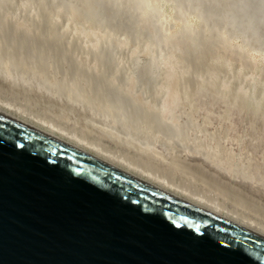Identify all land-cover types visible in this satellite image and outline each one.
Instances as JSON below:
<instances>
[{"label":"rangeland","instance_id":"rangeland-1","mask_svg":"<svg viewBox=\"0 0 264 264\" xmlns=\"http://www.w3.org/2000/svg\"><path fill=\"white\" fill-rule=\"evenodd\" d=\"M3 1H7V2H5V3H8V4H6L7 9H5L6 6H5V3ZM33 1L35 2V0H31V1L30 0H24V1L22 0V2H21V0H17L18 3L16 2L17 5H15V6H18V5L19 6L18 7H13L14 4H15V0H2V1L0 0V3H1L0 4V9H1V11L4 12L5 10L7 11L9 9L7 12L5 11L6 13H4V14L0 11V13H1L0 14L1 15V17H0V23H2V25H0V60L9 59L13 63V65H18V67L21 68V69H24V70L33 69V70H35L38 74L46 77L49 80V82L52 84L53 87H52V89L48 87L47 90H46V88H41L37 84L34 83L32 85H33V87L35 86V88L31 87L32 88L31 89V88H29L30 86H32L31 84H29L28 87H27V85L25 87L24 86L25 84H23V86L21 87V85L19 83L16 84V81L15 82L14 81L11 82V81H9L7 79H4L3 77H0V99L9 100V101L13 102L14 104L19 105L20 107H23L26 110H28V111H30V112H32L34 114H37V115H39L41 117H44V118L49 119V120H52L53 122H55V123H57V124H59L61 126H64V127L68 128L70 130H73V131H75V132H77L79 134L86 135L85 137L88 138V140L95 141V142H99L102 145L108 147L109 149H112L116 153H119V154H121V155H123V156H125V157H127L129 159H134L135 161L137 160L136 162L139 163V164L146 165L145 163H147V160H148V164L150 165L149 167H151L152 170L154 169L155 173L161 174L162 176H165L166 178H171L173 181H175L177 183H180L181 185H183V186H185L187 188L188 187L191 188V189L193 188L192 190H195V192H198V191H199V193L202 192L206 196H208L210 198H215L216 200H219L220 202H223L226 206H228L230 208H235V209L239 210L240 212H243L246 216L251 217V218H255V219L259 220L260 222L264 223V186H261L260 184H256V183H254V184L249 183L248 181L243 180V179H240L238 177H235V178L234 177H231L230 175L225 174L224 171L221 170L218 166L210 163L208 161V159H203L198 154H194V153L187 152V151L184 152L183 149H182V147H181V141L182 140H183L182 143L185 142V141H187V143H189L190 140H193V139L194 140H199L200 139L202 141L209 142L210 144H214L216 142L219 143V144H222L225 141L224 143L228 147H230L234 151H238V149H239L238 142H236L234 140H229L228 138L225 139L226 138L225 137L226 136V130H227L226 127H227V123L229 122V119L228 120L226 119L227 116H230V119L235 118L236 116L239 117V119L238 120H235V122L238 123V127L240 129H243L244 130V132H245L244 133L245 134V139H247V141H250V142L252 141L251 137L253 136L254 131H259V130H261L264 127V120H263L264 119V115H263V113H264V111H263L264 110L263 109L264 106L262 105V101H261V100H264V85H263L264 84V81L260 82V77H261V74L260 73L263 74L262 77L264 76V71L262 72V70H264V67H263L264 66L263 65L264 64V53H263L264 51L261 49V48L264 49V40H263L264 37H263V34H262V33H264V30H263V26L262 25H257V27L255 26L254 27V30L251 27H248L247 28L246 26L243 25V23L245 24V20H243L244 22L241 20L240 14L237 11V9H239L238 3H239L240 0L239 1L238 0H232L233 1L231 3L232 6H231L230 3H228V0H219V1L218 0H198V2L200 4L197 2V0L196 1H194V0L186 1L185 0L186 1V2H184L185 4L187 2L189 3V4L188 3L186 4L187 5L186 8H185V4L183 2L181 3L182 0H177V1L176 0L175 1H173V0H167V1L166 0H159L160 1L159 4H158V0H129V1L128 0H107V1L106 0H102V1H100V0H97V1L96 0H92V1H94V3H96V5L93 4V3H91L92 1H90V0H88V1H86V0H80V2H79V0H77V1L76 0L75 1L74 0H70L71 1L70 3L68 2L69 0H54L53 1V4L54 5L52 4V0L51 1L49 0L50 2L48 0H46V3H44L45 0H43V1L42 0L41 1L37 0L35 3ZM57 1H60L61 2L60 4H62V5L65 4V2L69 3V5H67V4L66 5H63V6H65L63 8V6L61 7V5L59 3L57 4ZM83 1L86 2V3L83 4ZM122 1H126V2L124 3ZM178 1L180 3H177ZM203 1L206 3L205 5H203L204 4V3H202ZM241 1H244V0H241ZM23 2L25 3L24 5H23ZM31 2H33V3H31ZM37 2H40V4H41V2L44 3L45 4L44 8L45 7L51 8L52 11H50V14L49 13H43V11L44 12H48L46 10L47 8H45V10H42L43 6H41V5H44V4H41L40 5ZM55 2H56V6L58 5L57 8L55 7ZM75 2H77V3L75 4ZM87 2H89V3H87ZM97 2H98V4H97ZM105 2H106L105 8L107 7V9L104 10V9L101 8L102 7L101 3L104 4ZM117 2L118 3L120 2V4H117ZM155 2L158 5H160V6H157V4ZM191 2L193 4L195 3L196 5L198 4V6H200L202 4V6H204V8H206L205 6L210 5L208 3H211L210 6H212V7L209 6L210 8L209 7L206 8L207 9L206 10L207 12L205 11V9H203V11L206 12V15H205L204 12H201L200 11V8L199 7H198L199 9L196 6H195V8L193 7V10L196 11V8H197V11L196 12L200 11V13L203 14L202 15L199 12H198L199 13L198 14V13H196L195 11H193L191 9L192 7H190V6L193 5ZM235 2H237V3H235ZM11 3H13V5L10 6L12 9L9 7V5ZM71 3L74 4V5L72 6ZM129 3H131V4H129ZM172 3H173V5H172ZM223 3L224 4H226V3L228 4L227 9H226V7H222L224 5ZM33 4L34 5L36 4L35 7H33L34 6ZM47 4L49 6H47ZM161 4L163 6H161ZM165 4H167V5H165ZM175 4H177V5L175 6ZM214 4H215L216 7L214 6ZM79 5H80L81 10L80 9H75L74 10V8L76 6L79 8ZM91 5L92 6L94 5V7L101 6L100 7L101 10L98 7H96V11H95V8H93ZM118 5L121 6V7H123V8L119 7ZM168 5H170L171 7L168 6ZM235 5L237 7H235ZM39 6H41V7H39ZM52 6H53V8H52ZM81 6L84 7V8H82ZM89 6H91V7H89ZM141 6L142 7H145V8H142ZM182 6H184L183 9H179V8H182ZM188 6H189V8H188ZM213 6L215 7V9L213 8ZM217 6L220 7L221 9L224 8L225 11H228L226 13H229L230 16H227V14L224 11H222L224 9H222L221 11L224 12V14H226V15H223L222 16L221 14H223V13L219 11L220 8H218ZM19 7L20 8L21 7L23 8V10L21 12L22 14L20 13V8ZM54 7H55V10H53ZM68 7H69V9H68ZM86 7L91 8V10L89 8L88 9H89V11L92 12V14H94L93 16H91L92 15L91 13H90L91 15L88 14L89 11H88V9H85ZM108 7H110V9H108ZM2 8H3L4 11L2 10ZM13 8H14V11L15 10L19 11L18 13L21 15V18H20L19 15H18L19 17L17 16V14H18L17 11H16V13H14ZM16 8H18V9H16ZM35 8H39V9H36L34 11ZM49 8H48V10H49ZM66 8H67V10H63V9H66ZM112 8L115 9L117 13H118V11L120 12V10H121L120 14L118 13V14L115 15V13H113V12H115V10L112 12ZM135 8H136V11L134 10ZM138 8H140V9H138ZM176 8H177V12H176ZM202 8H201V10H202ZM216 8H218L219 10L217 9L218 10L217 11ZM30 9H31V11H30ZM40 9L42 10V14H44V16H43V17H45L44 19H43V17H41L42 14L38 15L39 13H41V10ZM57 9H58L59 12L57 11ZM70 9H73V11H71ZM83 9L85 11L86 10L87 11L85 12V11H83ZM143 9H145V11ZM147 9L149 10V12H148ZM184 9H186V10L188 9L187 11H190L191 10L189 12L190 14H191L192 11H193L192 12L193 14L195 12V15L191 14V16H192L191 17L190 14H189V16H187L188 13L187 12H184V11H186ZM213 9L217 11L218 15H219V12L221 13L220 14V18H218L219 16L215 13L216 11H214ZM232 9H233V11L234 10H236V11H234V12L232 11L233 12L232 13L231 12ZM27 10L30 13H28V12L26 13ZM39 10H40V12H38ZM69 10H70V13H72V16L69 15L70 14L69 13ZM99 10L100 11H102V10L103 11H107L110 14L107 13L105 15L104 12H102V13L99 14L98 13V12H100ZM123 10L124 11L129 10L130 12L129 11L128 12L129 13H133V15L132 14H129V13H127V14L126 13L121 14ZM209 10H210V12H209ZM211 10H213V11H211ZM65 11L68 12L67 13L68 14L67 16L65 14ZM178 11H180V12H178ZM55 12H58L59 15H60V17L63 16L62 17L63 20ZM60 12H61L62 15L60 14ZM141 12H145V13L148 12V13L146 15V14H143V13L141 14ZM169 12L170 13H173V15L170 14ZM175 12L176 13H179L180 15H178V14L175 15L176 14ZM211 12H212V14L215 13V15H217L218 17H216V16H214V17H216L218 19L213 18V15L212 14L209 15V13H211ZM10 13H12L13 15H15V14L16 15L15 16H11L12 14L10 15ZM75 13H76V17H78V18L75 17ZM96 13H98L99 15L96 14ZM160 13H162V14H160ZM185 13H187V14H185ZM207 13L209 15L208 18H207V16H208ZM2 14H3L4 17L2 16ZM26 14H27V17H26L27 20L24 18ZM34 14H35V16L33 17ZM86 14H88V16ZM135 14H138L139 16L138 15H135ZM159 14L162 15V16H160ZM184 14L186 16H184ZM52 15L53 16L56 15L57 17L54 16V18H53V17H51ZM79 15H81L82 18ZM84 15H85V17H84ZM103 15H105V17ZM109 15H111V16H109ZM151 15H153V16H151ZM237 15L239 16V18H238ZM64 16L67 17V18L69 17L67 21H66V18H64ZM123 16H125V17H123ZM154 16H156V17L154 18ZM174 16H176V17L178 16L177 17L178 19L176 17H174ZM180 16H181V18H183V16H184V19H183V24L184 25L182 24V19L179 21V17ZM28 17H30V18H28ZM49 17H51L53 19V21L52 20H49L50 19ZM86 17L88 18V22L87 23H84V25H87L89 28H91V25H94V29L95 30L96 29H98V30L100 29V31H102L103 29H101V24H103V21L104 20L108 19V20L104 21V22H107V23H104V24H106V26H108L109 29L113 28L112 29L113 30L112 31L113 33L111 32V34L115 35L117 33H120L122 35V32H123L124 34L122 36L124 38L127 39V37H129V36L132 38V40H129L131 43L132 42L135 43L137 40H140L141 41V38L140 37L142 36L143 39L145 38V40H143L144 42L146 41L145 45L149 43V45L152 44V45L156 46V48H157L158 47V44H159L160 46L157 48V51H158V49H159V51L157 53H159V52L160 53L159 54L156 53L157 55L154 54L155 53L154 51L152 53V50H154L155 47L148 45L149 46L148 47L149 49H148V48H146V47L143 46L144 45V42L143 41H141L142 42L141 44L139 43L140 41L139 42L137 41V43H139L141 46L140 45H137V44H136L137 46H135V44L133 45V43L131 44L129 42L131 44V46H133V47L130 46L131 47L130 48L129 45L128 46L125 45V42H128V39L130 37L127 39V41L124 42V44H122L123 43V40H125V39H122L121 40L120 38H122V37L120 36V34L115 35V37H116L115 39H119L118 41H120V42L122 41V43H120V42L118 43L113 38L114 36L110 34V32H109L110 30L108 31V27L104 26V24L102 25L103 28H104L103 32L106 30L109 33H107L105 31L106 34L104 33V35H102L103 32H100V31H97L96 30L94 32V35H93L92 34V31L93 30H91V29H93V27L90 29V32H89V28H87L86 26H84V28L86 27L87 29L86 28L83 29V22H86L87 21L86 20ZM126 17H128V19ZM147 17L148 18L150 17L151 18L150 21L151 20H153V21L150 22L147 19ZM188 17H190V18H188ZM200 17L203 18V19H200ZM23 18L26 20V22L24 21ZM34 18L36 19V23H35V19ZM74 18H76V20ZM83 18H85L86 21H84ZM98 18L99 19L100 18H103L104 20L103 19H100V21L102 20L100 22L98 20ZM109 18L111 20H112V18H114V19L112 21H109L110 20ZM116 18H119L117 20L118 21L120 20L119 21L120 23H121V21L127 19V21L125 20L122 23V24H124V27H123L122 24H121L122 26L121 25H119L120 27L118 26V24H120V23L116 20ZM144 18L147 19L148 21L147 20L145 21ZM158 18H159L160 21H163V22H161L162 24L159 21H154V20H158ZM174 18H176V19H174ZM198 18H199V20H198ZM229 18H231V19L235 18V19L230 20ZM17 19H19V20H17ZM64 19H65V21H64ZM69 19H72V21L75 20V21H73V25L71 23L72 21L69 20ZM80 19H83V20L80 21ZM89 19L90 20L92 19L91 20L92 22L90 21L92 24H90ZM171 19H174L176 22H178V24H180V22H181L180 25H183L184 27L187 24V27L189 29L192 26V28L190 29V30H192V32H188L190 30L184 29L183 26H180V25L176 24L174 21H173L174 22V26H173L172 25L173 22L170 23L171 22L170 21ZM219 19L221 21V23L219 24L220 26H218V23H217V22H220ZM237 19H239L240 22H242V25L243 26L239 23V20L237 22ZM2 20H3V22H2ZM32 20H33V22L35 24H37V23H39V24H37V26H36L33 22H31ZM93 20H96V21L98 20L100 24L98 22L93 21ZM114 20H116L118 24H116V22ZM165 20L167 21L166 23H165ZM184 20H187L190 23H187V21L184 22ZM196 20H198L200 22L198 23V21H196ZM226 20L228 22H226ZM78 21L80 22L79 25L82 26V27L78 26ZM108 21H109V23H108ZM191 21L192 22L194 21L195 23H192ZM222 21L223 22L225 21L227 23V25L225 24V22L222 24ZM233 21H235V22H233ZM43 22L45 24H47V25L49 24L50 26L49 25L46 26ZM51 22H54V24L51 25L52 24ZM75 22L77 23V25H76ZM137 22H138V25H137ZM201 22H202V24H200ZM63 23H64L65 26L63 25ZM69 23H70V25H69ZM110 23H113L112 24L113 27L111 26ZM126 23H129L128 24V25H130L129 28H131L132 30L131 29L130 30L128 29V25ZM130 23L132 24V26H131ZM168 23H170L171 26L170 25H167ZM205 23L208 24V25L206 26ZM233 23H235V24H233ZM4 24H6V27H4ZM12 24H14V25H12ZM95 24H97V27L96 28H95ZM139 24L141 26H142V24L143 25L144 24H147V26L149 28H151V30H152V31L150 30L151 33H146L147 31H149V28L148 29L146 28L147 31L146 30H143V29H145L146 25L145 26H142V27H144V28H142ZM194 24H197V25L193 26ZM198 24L201 25V26L199 27ZM204 24H205V26L203 28V25ZM212 24H214V26H212L213 28H211V25ZM42 25H45L43 28H47V31H48V27L50 28L52 26L51 27L52 28V32H51V28L49 29L50 31H48V32L42 31ZM55 25H56V27L54 28L55 29L54 30L53 29V26H55ZM58 25H60V26H58ZM114 25L115 26H118V28H120V30L117 27H116L117 29H115L114 28ZM216 25H217V28L219 27V29L218 30L216 29V32H215V35L216 36H215L213 34V32L215 31L214 29L216 28ZM223 25H225V31H226L225 33L223 32L224 31V26ZM229 25H230V27H232L231 29L228 27ZM11 26L12 27L15 26L14 27L15 29H13ZM57 26H58V28H57ZM73 26L75 27V29H72ZM196 26H198V27H196ZM238 26H239V29H238ZM59 27L60 28L63 27V28L62 29H59ZM79 27L82 28V29H80ZM134 27H136L137 29L134 28ZM138 27L140 29H138ZM195 27L196 28H201L202 27V29H200L202 31H200L199 29H196ZM205 27L207 28L206 30L208 31V33L211 32L209 30H211V29L214 30L213 32H211L212 33V36L210 34H208L206 30H205V32L203 31L205 29ZM226 27H228V28H226ZM154 28H156V29L154 30ZM157 28H160L159 29L160 33H159V31H157ZM163 28L165 30L167 28V30H169V31L166 30V32H164L165 30ZM177 28L179 29V31L176 30ZM193 28H194V30H193ZM255 28H258V29H255ZM11 29H13V30H11ZM57 29H59V33L58 34L56 32V31H58ZM226 29L227 30L229 29V30L227 31ZM79 30H81V31H79ZM83 30H84V32H82ZM115 30H116V32H115ZM153 30L156 33L158 32L157 35H158V37L160 36L159 37L160 40H158V37L157 38L154 37V36H157V35H154L153 34L154 33ZM170 30H171V32H170ZM172 30L175 33V35L173 34ZM180 30L182 32L181 35H184V31H186L188 38L189 37L190 38L189 39L188 38H186V39L183 38V37H187L186 36V33H185V36H183V37L180 35L181 36V37L179 36L180 39H178L176 37L179 40V41L177 40L179 42L177 44H181V45L177 46V48H176V45H177L176 42L177 41H175L176 38L175 37H172L171 33L173 34V36H177L176 34L181 33ZM230 30H232L235 33H233ZM34 31H35V33H34ZM40 31L43 32L44 34L41 33ZM70 31H73V32H70ZM161 31H162V33H161ZM194 31H196V32H194ZM198 31H200V32L198 33ZM218 31H219L220 35H219ZM237 31L240 32L241 35H239V33ZM253 31H255V32H253ZM97 32H99V34ZM135 32H136V34H135ZM250 32L255 33V34L252 35ZM16 33L18 34V36H17ZM69 33H71V34L69 36H67ZM87 33H89L88 36L90 34L91 35L88 37V36H86ZM166 33H168V35ZM221 33L223 34V36H222ZM245 33H246V35H245ZM46 34L48 36H46ZM139 34H141L140 37H139ZM149 34L154 35V36H151ZM162 34H164V35H162ZM192 34L194 36L198 37V38L194 37ZM233 34H235V35H233ZM30 35L32 37H34V39L33 38H30L31 37ZM92 35H93V37H91ZM100 35H102V36H100ZM124 35H127V36L125 37ZM144 35H147V36H144ZM165 35H167V36L165 37ZM170 35H171V37H169ZM225 35H226V37H225ZM232 35H233V37H232ZM237 35L239 36V38H237ZM21 36H22V38H21ZM98 36H100L103 39L104 38H107L108 40H112L114 42L116 41L117 44H119V45L117 46L116 42L115 43L114 42H112V43L111 42H108L107 39H106V42H104L105 39L103 40V42L105 43L104 44L101 41L102 39L100 37H98ZM111 36H112V38H110ZM118 36H120V37H118ZM149 36H151V37H149ZM230 36L233 39H228ZM254 36H255L254 41L256 40L257 43H254V41L251 40V39H253ZM25 37L27 38V40L25 39ZM65 37H67V38H65ZM152 37H153V40H152ZM191 37H194L193 40H191L192 39ZM223 37L226 38V39H224ZM240 37H242V38H240ZM35 38L38 41H35ZM89 38H91V39H89ZM94 38L97 41H95ZM154 38L157 39V42L160 41V42H158L157 45H156V41H155L156 39H154ZM195 38L197 39V41H196L197 44H195L196 43L195 42ZM257 38H260V39H257ZM43 39H45V40H43ZM148 39H150L152 41H155V42H153V43H151L152 41L147 42ZM162 39H163L164 42L161 41ZM222 39H223L224 42L226 41L227 43L226 42L224 43L223 41H221V43H220L219 40H222ZM227 39L230 40V41H228ZM65 40L67 41V44L65 43L66 42ZM76 40H77V42H76L77 46L74 43ZM200 40H201V42H200ZM231 40H233V41H231ZM250 40H251L252 43L249 42ZM259 40H261L263 42H261V41L258 42ZM27 41H29V42H27ZM42 41H43V43H42ZM184 41L187 42V43H188V41L189 42L192 41L191 43H188V45H186L187 43L185 44V47L188 48L189 50L188 49H185V47L183 45L184 44ZM193 41L195 42L194 43L195 45H199V47L197 46L198 50H196V51H195V47L196 46L193 44ZM32 42H34V43H32ZM36 42L37 43L38 42L39 43L41 42L42 44L41 43H40L41 45L40 44H36ZM107 42H108V45H107ZM170 42L173 43V44L175 42L176 45H172V44H170ZM217 42H218V45H217ZM228 42H229V45H228ZM48 43H49V45H48ZM129 43H126V44H129ZM202 43L205 44V47H204V45H203V47L201 46ZM219 43L220 44H223L224 46L223 45H219ZM233 43H235V44H233ZM236 43H238V44L236 45ZM249 43H251V44L254 43V44L253 45H250V46H252V47H250L249 46ZM52 44H53L52 47L55 46L54 48L58 49L59 51L56 50V49H53L51 47ZM109 44H111V45L113 44V45L112 46H109ZM114 44L116 45V47L113 48V49H116L117 52H115L116 50L114 51L113 49L111 51V48L113 46H115ZM121 44L123 45L122 49L120 48L121 47ZM165 44H167L168 46H169V44H170V46L172 45L171 46L172 49L175 47L174 50H175L176 53H174V50L172 51V50L169 49L170 46L167 48V45L165 46ZM189 44L193 48H190L189 47ZM225 44L228 45L229 48L226 46L227 47V49H226ZM259 44H261V45L263 44V45L262 46H259ZM42 45H44V46H42ZM62 45L63 46H66V47L61 48ZM124 45H125L126 49H128V47H129L128 51L124 48ZM230 45H232V46L236 45V46L232 47ZM45 46L48 47V48H46V50L44 51L45 48L43 49V47H45ZM74 46L77 49L74 48ZM107 46H109V48ZM139 46L140 47H143V48H140ZM237 46L238 47L241 46L240 47L241 50ZM246 46H248V47H246ZM253 46H255V47H253ZM37 47L38 48L40 47V48L38 49ZM49 47L52 48V49H50ZM151 47H153V48H151ZM179 47H180V50L182 51V53L179 50H178L179 52L177 51V49ZM243 47H244V49L247 48L246 49L247 51H245L244 49H242ZM80 48H81V50H80ZM106 48H108L107 49L108 51L106 50ZM135 48H138V49H135ZM145 48L148 49V50H145ZM161 48L162 49L164 48V50H165V48H166V50L169 49V50H167V53L168 54H166V51H165V54H164V51L163 50L160 51ZM206 48H208L209 50L206 49ZM257 48H260V49H257ZM88 49H89V53H86V52H88ZM100 49H102V51ZM109 49H110L111 52H109ZM118 49H119V52H118ZM143 49L145 51H143ZM183 49H184V51L187 50L186 53H188V56L189 57L186 56L187 54L185 52H184V54H185V56H184ZM211 49H213V50H211ZM251 49H253V50L255 49V50L253 51ZM256 49L258 50V52L260 50V53H258V52L255 53ZM39 50H40V52H39ZM72 50H75V51H72ZM125 50H126L127 56H126V54H123L124 53L123 51H125ZM193 50L198 55H200L201 50H202V52H204V54H206V55L202 54V55H200V56L197 57V55H196L195 52L193 54ZM207 50L209 51V53H208ZM56 51H58V52H56ZM78 51H80L79 54H77ZM168 51H170L171 53L169 54ZM248 51L249 52L251 51V52L249 53ZM261 51H263V52H261ZM60 52H62L63 54L60 53ZM100 52H101V55H99ZM107 52H109L108 53L109 56H105V54H107ZM112 52H113V55L111 54ZM121 52L123 54L122 56H121ZM161 52L163 54H161ZM210 52H212V54ZM115 53H117V56H115ZM134 53H137V54L135 55ZM178 53L181 54V55H179ZM221 53H222V55L224 54V56H220ZM252 53H254V54H252ZM110 54L112 55V57H110L111 56ZM238 54H240V55H238ZM241 54H243V55H241ZM262 54H263V56H262ZM43 55L45 57H43ZM58 55L59 56L61 55L60 58L58 57ZM133 55H135V56H133ZM137 55L140 56V57H138ZM162 55H164V56L167 57L166 60H165L164 56H162ZM174 55H179V56H174ZM207 55L209 56L210 59L208 58ZM251 55L253 56V58H254V55H256L255 56V59L257 58L256 60H258V61L254 60V59L252 60L251 59L252 57H249ZM149 56H152V57H149ZM201 56H202V58H201V61H200V58L199 57H201ZM225 56L227 58H224ZM240 56L243 57L244 59H242ZM245 56L248 57V58L245 59ZM66 57H68L67 59H69V60H67ZM122 57H124V58H122ZM128 57H129V59H128ZM131 57H132V59H131ZM136 57L139 58L138 61H140V62H137L139 64V67L137 66L138 68L133 67L131 65L134 62L135 65L134 64L133 65L136 66V64H137V63H135ZM142 57L146 58L147 61L145 59H143ZM176 57H177V59L178 58H182L183 60L180 59V61L182 60L181 62L183 64L179 60H176ZM187 57L189 58L188 61H186L187 60ZM190 57H192V58H190ZM230 57H232V58L235 57V59L233 58L231 60ZM260 57H261V60H260ZM107 58L110 59L109 62L107 61L108 60ZM112 58H113V60H112ZM148 58H150V59H148ZM154 58H157V59H155V61H153ZM161 58H162V61L163 62L161 61ZM184 58H185V60H184ZM262 58H263V60H262ZM90 59H91V61H90ZM196 59L200 63L197 62ZM227 59H228V61H226ZM53 60H54V63H53ZM61 60H62V62H61ZM105 60H106V62H105V64H103ZM168 60H170V61H168ZM174 60H176V61L174 62ZM219 60L220 61L221 60H224L222 62L223 64H221V62H219ZM237 60L238 61H241L242 63L238 62L239 64H237V62H236ZM67 61H69V62H67ZM77 61H79V62H77ZM110 61H112L113 63L115 62L114 64L115 65L117 64V65L115 66L114 64H111V66H110ZM117 61H119L120 63L117 62ZM136 61H137V59H136ZM150 61H151V63H150ZM159 61H160V64H158ZM184 61L186 63H184ZM210 61H212V62L215 61L213 63V65L216 63L215 66H213V67H215V69L214 68L211 69L212 68V64H211L212 62H210ZM234 61L236 62V64L234 63ZM73 62H74V64H73ZM99 62H101V63H99ZM147 62H149L151 65L149 63H147ZM168 62H169V64H168ZM172 62H174L178 66L179 65H182L183 66L184 64H187V66L185 65L186 68L184 66H183V68L181 66H180L181 68L178 67V66L175 67V64L173 63V67H172ZM203 62H204V65H203ZM225 62H226V64H225ZM230 62H232L233 65H230ZM246 62L249 63L248 64L249 67L247 66V64H245ZM107 63H108V65H107ZM142 63L145 66L147 64H149L150 66H152V68H150V69L148 68L147 69L148 71H147V70H145L146 67L143 66ZM163 63H165V64H163ZM218 63H220V64L218 65ZM243 63H244V65H243ZM251 63L252 64L255 63L254 65L256 67L258 66L260 69L258 67L257 68L256 67H250V66H253ZM99 64H102V65H99ZM154 64L155 65L158 64V65L157 66H153ZM190 64H191L192 67H188V66H190ZM207 64L208 65L210 64L209 65L210 67H208ZM112 65H114L115 68H113L114 66H112ZM141 65L143 67H145V68H142ZM164 65H165V67H164ZM221 65H224L223 70L221 69L222 68ZM99 66H101V68H99ZM109 66L112 67V68H110ZM124 66H126V67H124ZM131 66L133 68H135L133 70L131 68L132 71L130 70V68H128V67H131ZM161 66H163V67L161 68ZM168 66H170V67H168ZM233 66L235 68H233ZM241 66H243V67H241ZM123 67H124V70L122 69ZM154 67H155V69H154ZM217 67L219 69H221V70H219ZM59 68H62V69H59ZM107 68L108 69L109 68L112 69V72L110 73L109 71H111V70L110 69L108 70ZM126 68H128V69H126ZM140 68H142L143 70L140 69ZM173 68L177 72L176 71L175 72L170 71V70H173ZM206 68L209 69V70L206 71ZM237 68L238 69L241 68L242 70L241 69L238 70ZM249 68H251V69H249ZM253 68H254V71L255 72L252 70ZM104 69H105V71L108 70L107 72H109L110 74L107 73V72H103ZM190 69H193V70H190ZM194 69L197 72H195ZM198 69L199 70L200 69L201 70L203 69V70L201 71V73H198L199 72ZM225 69H227L226 70L227 72L229 71L228 73L226 72L227 74L224 72ZM236 69L238 70L237 71L238 73L237 72H232L231 73V71H236ZM17 70H18V68H17ZM116 70H117V72H115ZM135 70H137V71H135ZM141 70H142V73L141 74L140 73L136 74V72H141ZM163 70H164V72H163ZM216 70L218 71V73L222 71V73L223 74L225 73L226 76L227 75L230 76L229 78L226 79V76H225V78H223L224 76L221 73V75L223 76L222 77L220 75V79L222 78L221 80L223 81V82L221 81V83H222L221 86H220L221 83L219 82L220 80H218V78H216V75L214 76V74H215L214 71L217 74V71ZM250 70L253 72V74H252V72ZM259 70H261V71H259ZM83 71L84 72L87 71V72L84 73ZM121 71L124 72V74ZM178 71H180V72H178ZM190 71H191V73H190ZM203 71L205 72V74H203ZM209 71H211V73L212 74L214 73V74L208 77V76H206L207 75L206 73L211 74V73H209ZM240 71H241V73H239ZM132 72H134L135 74L133 75ZM159 72L162 73V74H160ZM93 73H94V76H93ZM104 73L105 74L107 73V74L105 75ZM153 73H154V75L152 76L151 74H153ZM195 73L197 75L198 74H200V75L197 76ZM229 73H231L232 76L229 75ZM233 73H235L236 75L235 74L233 75ZM86 74L87 75L89 74L88 75V78L89 79L87 78V75ZM108 74H109V76H107ZM121 74H123V76ZM155 74H156V76H158V75H160V76H158L157 78H155ZM194 74H195V76H197L196 78H199L200 77L197 80L198 82L195 81L196 78H195ZM201 74H202V77H201ZM185 75H186V78L187 77L188 78L189 77L192 78V81L190 79H189L190 81L187 80L188 78L185 79ZM191 75H193V76L191 77ZM126 76L128 77L127 79H126ZM212 76H214V77H212ZM233 76H234L235 79L233 78V82H232V77ZM238 76L241 78V80L238 78ZM123 77L125 78L124 84H123V81H124L123 80ZM262 77H261V80L264 79V77L263 78ZM118 78H119V82L122 81L121 83L118 82ZM98 79H99V81L101 83L98 81ZM135 79H137V80H135ZM193 79H195V80H193ZM214 79H217L218 81L217 80H215V81L217 83L219 82V84H218L219 87L221 89L222 88L224 89V90H222L223 93H221L222 91L219 90V88H217L218 85L215 84L216 82L214 81ZM236 79H237V81H236ZM245 79H247V80L249 79V81L246 82ZM257 79L259 80V82H258ZM158 80H160V81L157 84V81ZM199 80L203 81V83L205 85L203 86V83L201 81H200L201 83L198 85ZM226 80H228V81H226ZM242 80H244L243 81L244 83L242 82ZM154 81H156V82H154ZM207 81L209 82V84L206 86V83H208ZM229 81H231L234 84V86H232L231 88H230L231 84L229 83ZM185 82H187V83H185ZM191 82L192 83L194 82V84H192ZM226 82H228V83H226ZM239 82H240V84L238 85ZM254 82H256V85H255ZM245 83H249V84H245ZM260 83H262V84H260ZM148 84L149 85L150 84H153V85L152 86L150 85L151 86L150 87ZM189 84H190V87H189ZM235 84L238 85L239 88H237V86H235ZM93 85L95 87H97V88H95ZM137 85H139V86H137ZM154 85H155V87H154ZM192 85H194L193 86L194 91H193ZM261 85L263 86V92H262V90L259 89V87ZM79 86H81V87H79ZM145 86H146V88H145ZM211 86H214L215 89L219 90V93L217 91H215L214 88H213L214 91L213 90H210L212 88ZM252 86L255 89L252 88ZM257 86H259V87H257ZM23 87H25V88H23ZM152 87H154V88H152ZM207 88H209L210 91ZM240 88H241V90H240ZM137 89H139V90H137ZM148 89H150V90H148ZM190 89H192V91ZM256 89L259 92H261L260 95H259V92H257V94L259 95V98H258V95L256 94V91H257ZM73 90H74V92H73ZM151 90L152 91L154 90V91L152 92ZM169 90H171V91H169ZM225 90L228 91V93L227 92L225 93ZM229 90H232V91H230V92H232L231 94H230ZM155 91H156V93H155ZM181 91L183 93H181ZM211 91H213V92H211ZM248 91L249 92L252 91V92H250L251 94ZM150 92H151V94H150ZM209 92L211 93V95H210ZM214 92H216L218 94H216ZM143 93H144V95H143ZM152 93H153V96H151ZM161 93H162V95H160ZM235 93H236V96H235ZM239 93H241V94H239ZM47 94L49 95V97H46V96H48ZM77 94H79V96H77ZM149 94H150V96H149ZM163 94H165V95H163ZM255 94L257 95V98L255 97L256 96ZM51 95H52V97H50ZM60 95H62V96L60 97ZM145 95H148V96L144 97L145 99H147L148 102L143 98V96H145ZM190 95L192 97H190ZM228 95L229 96H231V95L232 96H235L234 97L235 100H234V98L232 96L231 97L233 99L231 97L229 98ZM252 95H253V99H251ZM182 96H183V98H182ZM239 96L240 97L242 96L241 98H243V96H245V99H247L248 96H250V97L248 98L249 100L247 99L248 101H246L244 99L242 100ZM59 97H60V99H59ZM62 97H64V99ZM186 97H187V99H186ZM210 98H213L214 100L217 101V104L214 106V109H215L214 110L215 111L214 114H218V117L216 119H215L214 115H211V114L204 115V113H203L202 110L196 109L197 108L196 107V104L198 103V100L199 101H201V100H210ZM238 98L240 99V101H243V104H242V102H239L238 101L239 100ZM61 99H63V100H61ZM157 99H159L158 102H160V99L161 100H178L177 101V104H176V107H174V109H173V114H174V117L173 118H171V119L170 118H166V117H164L162 115L161 108H160L161 107V104H162L161 103L162 101L160 103H158L159 105L157 104L158 105L157 106L156 105ZM189 99H190V101H189ZM230 99H231V101L233 100L232 103H231ZM259 99H261V100H259ZM60 100H61V102H60ZM71 100H88L90 102H93L98 107H100L101 109H103L105 111H108V112L112 113V115L114 117H116V119L118 118L120 120L117 119V121L115 123H113V122L105 123L106 121L100 122L99 121L100 118H98L97 116L94 115V117H95L96 120L99 119L98 122H97L94 119L93 115L90 116L93 113H92V111H90L89 109H87V108H89L87 105H84L83 106V104L81 105L78 101H74L73 102ZM151 100H153V101L151 102ZM245 102H247L246 104L250 105L251 107L250 106H245L246 105V104H244ZM249 102H250V104H249ZM239 103H240V105H242L241 106L242 108L239 107ZM71 104H73V105H71ZM231 104H233V105H231ZM74 106L75 107L77 106L79 108L76 109L77 107L75 108ZM252 107H253V109H252ZM80 109H82V110L79 111ZM76 111H77V113H75ZM88 111H90L89 112L90 114L88 113ZM151 116H153L154 118H152ZM122 120H124L130 126V128H131V134H130V129H125L126 131L123 130V132L120 131L121 129H124V128L121 127L122 125L120 126L121 122H123ZM99 122L102 123V124H100ZM184 123L186 125H184ZM104 124H107V125L109 124L108 125L109 127H107V125H105L106 127H104ZM110 125L112 127H110ZM119 126H120V129H119ZM161 126H163V128H161ZM164 126H167L166 128H169V127L170 128L169 129H165ZM114 127H115V129H114ZM170 130H172V131H170ZM126 132L129 133V136H125L124 135V134H126ZM140 135H142L143 137L140 136ZM149 136H159L160 137V142H155L154 143L152 141V138L149 137ZM129 138H131V139H129ZM133 138H135L134 141H133ZM168 139L171 140V141H169ZM137 140L139 142H137ZM143 142H147V143H143ZM153 144H155V145H153ZM222 148L223 147L220 146V147H218V149L213 150L211 153L213 155L214 154H217V153H221V154L226 155L222 151ZM228 157H230V156H228ZM139 160L141 162H139ZM145 160H146V162H145ZM232 161L235 162V163H238V164L243 165V161H241V160L233 159ZM146 166H148V165H146ZM244 170H246V169H244ZM246 171H247V173L249 175V171L248 170H246ZM253 177H254V175H253Z\"/></svg>","mask_w":264,"mask_h":264},{"label":"water","instance_id":"water-1","mask_svg":"<svg viewBox=\"0 0 264 264\" xmlns=\"http://www.w3.org/2000/svg\"><path fill=\"white\" fill-rule=\"evenodd\" d=\"M0 264H264V237L0 114Z\"/></svg>","mask_w":264,"mask_h":264},{"label":"bare ground","instance_id":"bare-ground-1","mask_svg":"<svg viewBox=\"0 0 264 264\" xmlns=\"http://www.w3.org/2000/svg\"><path fill=\"white\" fill-rule=\"evenodd\" d=\"M2 1V0H1ZM24 1V0H23ZM31 1V0H30ZM37 0H35V2H36ZM39 1H41V0H39ZM43 1V0H42ZM49 1V0H48ZM51 1V0H50ZM49 1V2H50ZM53 1L54 0H52V4H53ZM75 1V0H74ZM73 1V2H74ZM77 1V0H76ZM86 1H88V0H86ZM90 1H92V0H90ZM89 1V2H90ZM97 1V0H96ZM100 1H102V0H100ZM99 1V2H100ZM107 1V0H106ZM129 1V0H128ZM167 1V0H166ZM173 1H175V0H173ZM177 1V0H176ZM186 1H190V0H186ZM185 0L183 1H181V3L183 2H186ZM194 1H196V0H194ZM219 1V0H218ZM217 1V2H218ZM230 1V2H229ZM239 1V0H238ZM4 3L5 2H7V1H3ZM2 2V3H3ZM16 2H17V0H15V4H14V6L13 7H18V6H15V5H17L16 4ZM21 2H22V0H21ZM34 2V1H33ZM33 2H31V3H33ZM34 2V3H35ZM48 2V3H49ZM69 3L71 2L70 0L68 1ZM72 2V3H73ZM79 2H80V0H79ZM89 2H87V3H89ZM122 2H126V1H122ZM131 2V1H130ZM150 2V1H149ZM159 0H158V4H159ZM197 2H198V0H197ZM196 2V3H197ZM201 2V1H200ZM212 2V1H211ZM216 2V1H215ZM214 2V3H215ZM233 1L232 0H228V3H232ZM3 3V4H4ZM10 3V2H9ZM14 3V2H13ZM13 3H11L10 5H9V7L11 6V5H13ZM18 3V2H17ZM38 4H40V2H37ZM44 3H46V0L44 1ZM44 3H42L41 2V4H44ZM60 4L61 2L60 1H57V4ZM63 3V2H62ZM69 3H67V2H65V4H63V5H69ZM71 3V4H72ZM77 2H75V4H76ZM84 3H86V2H84L83 1V4ZM91 3H93V4H95L96 5V3H94V1H92ZM123 3V4H124ZM156 3V2H155ZM175 3V2H174ZM177 3H180L179 1L177 2ZM188 3V2H187ZM186 3V4H187ZM192 3V2H191ZM190 3V4H191ZM199 3V2H198ZM202 3H204L203 5H205L206 3L203 1ZM225 3V2H224ZM223 3V4H224ZM235 3H237V2H235ZM1 4V3H0ZM2 4V5H3ZM6 4H8V3H5V6H6ZM22 4V3H21ZM25 3L23 2V5H24ZM37 4V5H38ZM40 4V5H41ZM50 4V3H49ZM79 4V3H78ZM81 4V3H80ZM97 4H98V2H97ZM100 4V3H99ZM105 4H106V2L104 3V4H102L101 3V5H102V7L101 6H96V7H98L99 9H100V7L102 8V9H107V7L105 8ZM111 4V3H110ZM117 4H120V2L118 3L117 2ZM122 4V3H121ZM129 4H131V3H129ZM157 4V3H156ZM157 4V6H160V5H158ZM163 4V3H162ZM161 4V6H163ZM169 4V3H168ZM185 4V3H184ZM183 4V5H184ZM185 4V8L187 7V5ZM189 4V3H188ZM193 4V3H192ZM195 4V3H194ZM191 5L190 7H192L191 9L193 10V7L195 8V6L198 8H200V11L201 12H204L205 13V15H206V8H208L210 5H211V3H208V4H210V5H208V6H205L206 8H204V6H202V4L200 5V6H198V4L196 5ZM200 4V3H199ZM229 4V5H230ZM22 5V6H23ZM27 5V4H26ZM34 5V4H33ZM36 5V4H35ZM35 5L33 6V7H35ZM54 5V4H53ZM61 5V7L63 6L62 4H60ZM74 4H72V6H73ZM86 5V4H85ZM104 5V6H103ZM113 5V4H112ZM151 5V4H150ZM165 5H167V4H165ZM172 5H173V3H172ZM177 4H175V6H176ZM226 5V6H225ZM234 5V4H233ZM238 5H239V9H237V11L239 12V14H240V18H241V20L243 21V20H245V24L243 23V25L244 26H246L247 28L248 27H251V28H253V30H254V27L256 26L257 27V25H262L263 26V30H264V0H244V1H239V3H238ZM41 6H43V8H44V6H45V4L44 5H41ZM41 6H39V7H41ZM47 6H49L48 4H47ZM51 6V5H50ZM78 6V5H77ZM76 6V7H77ZM88 6V5H87ZM92 6V5H91ZM91 6H89V7H91ZM114 6V5H113ZM112 6V7H113ZM117 6V5H116ZM119 6V5H118ZM152 6V5H151ZM168 6H170V5H168ZM181 6V5H180ZM203 8H202V7ZM214 6H215V4H214ZM213 6V8L215 9V7ZM231 6H232V4H231ZM2 7V6H1ZM8 7V8H9ZM24 7V6H23ZM30 7V6H29ZM37 7V6H36ZM55 7L57 8L58 7V5L56 6V2H55ZM55 7H54V9L53 10H55ZM65 6H63V8H64ZM74 8V10L75 9H80L81 10V8H80V5H79V8L77 7V8ZM82 7V6H81ZM89 7H86L85 9H88ZM93 8H95V11H96V7H94V5L92 6ZM104 7V8H103ZM111 7V6H110ZM110 7H108V9H110ZM119 7H121V6H119ZM138 7V6H137ZM136 7V8H137ZM142 7V6H141ZM171 7V6H170ZM174 7V6H173ZM183 7L184 6H182V8H179V9H183ZM210 7H212V6H210ZM209 7V8H210ZM218 7V6H217ZM222 7H226V9H227V7H228V4L226 3V4H224ZM235 7H237L236 5H235ZM11 8V7H10ZM20 8V7H19ZM22 8V7H21ZM20 8V13L22 12V10H23V8L21 9ZM42 8V10H45V8H47V7H45L44 9ZM49 8V7H48ZM48 8L46 9L48 12H44L43 11V13H49L50 14V11H52L51 10V8H49V10H48ZM52 8H53V6H52ZM71 8V7H70ZM82 8H84V7H82ZM121 8H123V7H121ZM126 8V7H125ZM129 8V7H128ZM127 8V9H128ZM136 8L134 9L135 11H136ZM142 8H145V7H142ZM188 8H189V6H188ZM197 8H196V11H197ZM198 8V9H199ZM201 8H202V10H201ZM218 8H220V7H218ZM218 8H216V10L218 9ZM5 9H7V6L5 7ZM12 9V8H11ZM16 9H18V8H16ZM27 9V8H26ZM36 9H39V8H35L34 9V11L36 10ZM59 9V8H58ZM58 9H57V11H58ZM68 9H69V7H68ZM90 10H91V8H89ZM89 9H88V11H89ZM130 9V8H129ZM138 9H140V8H138ZM174 9V8H173ZM203 9H205V11H203ZM213 9V10H214ZM222 9H224V8H222ZM221 8H220V12H222V11H224L225 13L226 12H228V11H225V9L224 10H222ZM2 10H3V8H2ZM9 10V9H8ZM7 10V11H8ZM41 10V9H40ZM40 10L38 11V12H40ZM42 10H41V13H37L38 15H40V14H42ZM63 10H67V8L66 9H63ZM71 11H73V9H70ZM70 10H69V13H70ZM79 10V11H80ZM94 10V9H93ZM101 10V9H100ZM99 10V11H100ZM115 9H113L112 8V12L114 11ZM133 10V9H132ZM144 11H145V9H143ZM148 10V9H147ZM164 10V9H163ZM170 10V9H169ZM184 10H186V9H184ZM183 10V11H184ZM188 10V9H187ZM184 11V12H187L188 13V15L187 16H189V12L191 11ZM213 10H211V11H213ZM216 10H214V11H216ZM217 10V11H218ZM222 10V11H221ZM0 11H1V9H0ZM4 11V10H3ZM6 11V10H5ZM2 12L3 14L4 13H6V12ZM13 11H14V8H13ZM16 11L17 10H15L14 11V13H16ZM30 11H31V9H30ZM83 11H85L84 9H83ZM87 11V10H86ZM85 11V12H86ZM124 11V10H123ZM122 11V13L121 14H123V13H129L130 11L129 10H127V11H124L123 12ZM129 11V12H128ZM193 11H195V10H193ZM192 11V12H193ZM195 11V12H196ZM200 11H198L199 13H200ZM217 11L215 12L217 15H218V13H217ZM233 11V9L231 10V12ZM234 11H236V10H234ZM233 11V12H234ZM12 12V11H11ZM19 11H17V13H18ZM28 12V10L26 11V13ZM59 12V11H58ZM58 12H55V13H57L58 15H59V13ZM64 12V11H63ZM76 12V11H75ZM84 12V13H85ZM102 12H104V14L106 15L107 13H109V12H107V11H100V12H98L99 14L100 13H102ZM106 12V13H105ZM120 12H121V10H120ZM120 12L118 11V13L120 14ZM148 12H149V10H148ZM148 12H141V14L143 13V14H146L147 15V13ZM154 12V11H153ZM168 12V11H167ZM172 12V11H171ZM176 12H177V8H176ZM175 12V13H176ZM178 12H180V11H178ZM191 12V14H193ZM195 12H194V14L193 15H195ZM198 12H196V13H198ZM209 12H210V10H209ZM219 12V17L217 16V15H215V13L214 14H212V12L211 13H209V15L210 14H212L213 15V18H216V17H218V18H220V13ZM224 12H222L223 14H221L222 16L223 15H226L227 14V16H230L229 15V13H226V14H224ZM232 12V13H233ZM13 13V12H12ZM12 13H10V15L12 14ZM28 13H30V12H28ZM35 13V14H36ZM54 13V14H55ZM68 12H66L65 11V14H66V16L68 15L67 14ZM83 13V12H82ZM92 14V12L91 11H89V13L88 14ZM98 13H96V14H98ZM113 13H115V15L116 14H118L117 12H116V10H115V12H113ZM152 13V12H151ZM165 13V12H164ZM170 13V12H169ZM187 13H185V14H187ZM198 13V14H199ZM1 14V13H0ZM3 14H2V16H3ZM22 14V13H21ZM35 14L33 15V17L35 16ZM52 14V13H51ZM60 14H61V12H60ZM64 14V15H65ZM80 14V13H79ZM88 14H86L87 16H88ZM90 14V15H91ZM95 14V15H96ZM98 14V15H99ZM110 14V13H109ZM129 14H132L133 15V13H129ZM160 14H162V13H160ZM159 14V15H160ZM170 14H172L173 15V13H170ZM180 15L179 13H176L175 15ZM182 14V13H181ZM184 14V16H186ZM191 14H190V16H191ZM197 14V15H198ZM200 14H202V13H200ZM16 15V14H15ZM15 15H11V16H15ZM20 16V18H21V15L18 13L17 14V16ZM47 15V14H46ZM62 15V14H61ZM69 15H71L72 16V13H70ZM94 14H92L91 16H93ZM97 15V16H98ZM105 15H103L104 17H105ZM135 15H138V14H135ZM183 15V14H182ZM203 15V14H202ZM207 15H208V13H207ZM209 15L207 16V18L209 17ZM236 15V14H235ZM18 16V17H19ZM23 16V15H22ZM44 16V14H42V16L41 17H43ZM54 16H56V15H54ZM54 16L52 15L51 17H53L54 18ZM81 18H82V16L81 15H79ZM102 16V17H103ZM108 16V15H107ZM106 16V17H107ZM109 16H111V15H109ZM139 16V15H138ZM145 16V15H144ZM151 16H153V15H151ZM160 16H162V15H160ZM184 16H183V18H181V16L179 17V21L182 19V24H183V19H184ZM201 16V15H200ZM214 16H216V17H214ZM232 16V15H231ZM234 16V15H233ZM238 16V15H237ZM0 17H1V15H0ZM4 17V16H3ZM26 17H27V14L25 15V19H26ZM31 17V16H30ZM30 17H28V18H30ZM40 17V18H41ZM47 17V16H46ZM51 17H49L50 19L49 20H52L53 21V19L51 18ZM57 17V16H56ZM59 17H60V15H59ZM63 17V16H62ZM62 17H60V18H62ZM74 17V16H73ZM75 17H76V13H75ZM84 17H85V15H84ZM90 17V16H89ZM100 17V16H99ZM116 17V16H115ZM123 17H125V16H123ZM156 16H154V18H155ZM166 17V16H165ZM174 17H176V16H174ZM178 17V16H177ZM176 17V18H177ZM192 17V16H191ZM196 17V16H195ZM212 17V16H211ZM13 18V17H12ZM19 18V19H20ZM23 18V19H24ZM45 17H43V19H44ZM64 18H66V21L68 20V18L67 17H65L64 16ZM76 18H78V17H76ZM76 18H74L75 20H76ZM95 18V17H94ZM108 18V17H107ZM120 18V17H119ZM119 18H116V20L117 19H119ZM127 19H128V17H126ZM131 18V17H130ZM167 18V17H166ZM165 18V19H166ZM173 18V17H172ZM176 18H174V19H176ZM186 18V17H185ZM188 18H190V17H188ZM218 18H216V19H218ZM236 18V17H235ZM235 18H233V19H235ZM238 18H239V16H238ZM19 19H17V20H19ZM24 19V21L26 22V20ZM35 19V18H34ZM33 19V20H34ZM84 19V21H86V22H83V29H85L86 27L87 28H89L87 25H84V23H87L88 22V18L86 17V20H85V18H83ZM83 19H80V21L81 20H83ZM96 19V18H95ZM100 19H103V18H100ZM100 19L98 18V20L100 21ZM110 19V18H109ZM114 18H112V20H113ZM125 19V18H124ZM127 19H125L126 21H127ZM147 19L150 21V17L148 18L147 17ZM147 19H145L144 18V20L146 21ZM174 19H171L170 21V23H172L173 21L176 23V24H178V22H176ZM178 19V18H177ZM200 19H203V18H201L200 17ZM205 19V18H204ZM230 20H233V19H231V18H229ZM31 20V19H30ZM33 20L31 21V22H33ZM46 20V19H45ZM48 20V21H49ZM62 20H63V18H62ZM69 20H71L72 21V19H69ZM75 20H73V21H75ZM79 20V19H78ZM92 20V19H91ZM90 19H89V22L91 21ZM96 21V20H93V21H95V22H98L99 23V21ZM104 20V19H103ZM106 20H108V19H106ZM106 20H104V21H106ZM111 19L109 20V21H112ZM116 20H114L115 22H116V24H118L117 23V21ZM123 20V19H122ZM125 20H123V21H125ZM147 20V21H148ZM162 20V19H161ZM190 20V19H189ZM194 20V19H193ZM198 20H199V18H198ZM198 20H196V21H198ZM238 20L239 19H237V22H238ZM29 21V20H28ZM64 21H65V19H64ZM73 21L71 22L72 23V25H73ZM102 21V20H101ZM100 21V22H101ZM103 21V24L104 23H107V22H104ZM109 21H108V23H109ZM120 21V20H119ZM118 21V22H119ZM123 21H121V23L120 24H118V26L119 25H121L122 23H123ZM151 21H153V20H151ZM150 21V22H151ZM154 21H159L160 23L161 22H163V21H160L159 20V18H158V20H154ZM187 20H184V22H186ZM204 21V20H203ZM219 21H220V19H219ZM2 22H3V20H2ZM12 22V21H11ZM45 22V21H44ZM43 22V23H44ZM47 22V21H46ZM77 22V21H76ZM75 22V23H76ZM92 22V21H91ZM90 22V24H92ZM158 22V23H159ZM167 21L165 20V23H166ZM169 22V21H168ZM174 22H173V26H174ZM192 22V21H191ZM200 21H198V23H199ZM225 22V21H224ZM223 21H222V24L224 23ZM226 22H228L227 20H226ZM225 22V24L227 25V23ZM233 22H235V21H233ZM244 22V21H243ZM34 23V22H33ZM35 23H36V19H35ZM34 23V24H35ZM49 23V22H48ZM52 23V24H51ZM50 24L51 25H53L54 24V22H51ZM79 21H78V26H80L79 25ZM97 23V24H98ZM114 23V22H113ZM113 23H110L111 24V26H112V24ZM125 23V22H124ZM135 23V22H134ZM156 23V22H155ZM170 23H168L167 25H170L171 26V24ZM187 23H190V22H188L187 21ZM192 23H195L194 21L192 22ZM218 23V26H220L219 24L221 23V21L220 22H217ZM239 23L242 25V22H240V20H239ZM32 24V23H31ZM37 24H39V23H37ZM37 24H35L36 26H37ZM45 24V23H44ZM97 24H95V28L97 27ZM100 24V23H99ZM103 24H101V29H103L104 30V28H103ZM115 24V23H114ZM127 25L129 24V23H126ZM131 24V23H130ZM162 24V23H161ZM180 24H181V22H180ZM180 24H178V25H180ZM186 24V23H185ZM200 24H202V22L200 23ZM206 24V23H205ZM205 24L203 25V28H204V26H205ZM215 24V23H214ZM214 24H212L211 25V28H213L212 26H214ZM229 24V23H228ZM233 24H235V23H233ZM0 25H2V23H0ZM9 25V24H8ZM12 25H14V24H12ZM33 25V24H32ZM31 25V26H32ZM46 26H48L47 24H45ZM45 25H42V31H46V32H48V31H50L49 29L52 27H48V31H47V28H43ZM62 25V24H61ZM63 25H64V23H63ZM62 25V26H63ZM69 25H70V23H69ZM75 25V24H74ZM76 25H77V23H76ZM75 25V26H76ZM89 25V24H88ZM123 25V27H124V24H122ZM121 25V26H122ZM135 25V24H134ZM137 25H138V22H137ZM140 25V24H139ZM146 25V27H145V29H143V30H146V28L148 29L149 27L147 26V24H142V26H145ZM164 25V24H163ZM184 25V24H183ZM183 25H180V26H183ZM190 25V24H189ZM192 25V24H191ZM195 25H197V24H194L193 26H195ZM208 24H206V26H207ZM242 25V26H243ZM10 26V25H9ZM8 26V27H9ZM29 26V25H28ZM30 26V27H31ZM50 26V25H49ZM58 26H60V25H58ZM58 26H57V28H58ZM65 26V25H64ZM63 26V27H64ZM84 26H86L85 28H84ZM104 26H106V24H104ZM110 26V25H109ZM110 26V27H111ZM118 26H115L114 25V28L115 29H117L118 28ZM129 26L130 25H128V29L130 30L131 28H129ZM131 26H132V24H131ZM141 26V25H140ZM141 26V27H142ZM161 26V25H160ZM198 26L200 27L201 25H199L198 24ZM198 26H196V27H198ZM224 26V33L226 32L225 31V25H223ZM241 26V27H242ZM2 27V26H1ZM4 27H6V24H4ZM12 27V26H11ZM15 27V26H14ZM14 27H12L13 29H15ZM56 27V25L55 26H53V29ZM62 27V28H63ZM71 27V26H70ZM74 27V26H73ZM72 27V29H75V27L73 28ZM80 27H82V26H80ZM79 27V28H80ZM93 27V29H91ZM106 27H108V26H106ZM113 27V26H112ZM117 27V28H116ZM120 27V26H119ZM122 27V28H123ZM159 27V26H158ZM179 27V26H178ZM186 27V28H185ZM183 26V28L184 29H188V30H190L191 28H192V26L190 27V29L187 27V24H186V26ZM195 27V28H196ZM230 29L232 28V27H230V25L228 26ZM228 27H226V28H228ZM62 28H60L59 27V29H62ZM78 28V27H77ZM76 28V29H77ZM86 28V29H87ZM91 28H89V32H90V29L91 30H93L92 31V34L94 35V32L97 30V31H100V29L98 30V29H94V25H91ZM133 28V27H132ZM134 28H136V27H134ZM142 28H144V27H142ZM221 28V27H220ZM236 28V27H235ZM244 28V27H243ZM4 29V28H3ZM13 29H11V30H13ZM59 29H57L58 31H56L57 32V34L59 33ZM80 29H82V28H80ZM107 29V28H106ZM113 28H111V29H109V27H108V31L110 32V34H111V32L113 31L112 30ZM119 30H120V28H118ZM125 29V28H124ZM137 29V28H136ZM138 29H140L139 27H138ZM153 29V28H152ZM156 28H154V30H155ZM159 29L160 28H157V31H159ZM164 29V28H163ZM196 29H202V27L201 28H196ZM207 28L205 27V29L203 30L204 32H205V30H206ZM216 29L218 30L219 29V27L217 28V25H216V28L213 30V29H211V30H209V31H211V32H213V34L215 35V32H216ZM238 29H239V26H238ZM237 29V30H238ZM245 29V28H244ZM250 29V28H249ZM255 29H258V28H255ZM261 29V28H260ZM6 30V29H5ZM9 30V29H8ZM55 30V29H54ZM103 30L102 31H100V32H103ZM128 30V31H129ZM132 30V29H131ZM134 30V29H133ZM151 28H149V31H147L146 33H151ZM153 30V34L154 35H157V33L155 32ZM162 30V29H161ZM165 30V29H164ZM163 30V31H164ZM166 30H167V28H166ZM166 30L164 31V32H166ZM177 31H179V29L177 28L176 29ZM183 30V29H182ZM193 30H194V28H193ZM227 30V29H226ZM229 30V29H228ZM227 30V31H228ZM24 31V30H23ZM79 31H81V30H79ZM78 31V32H79ZM86 31V30H85ZM106 31V30H105ZM105 31L102 33V35H104V33H105ZM108 31H106L107 33H109ZM124 31V30H123ZM138 31V30H137ZM141 31V30H140ZM167 31H169V30H167ZM176 31V32H177ZM200 31H202V30H200ZM200 31H198V33L200 32ZM207 31V30H206ZM230 31H232V30H230ZM239 31V30H238ZM237 31V32H238ZM250 31V30H249ZM260 31V30H259ZM13 32V31H12ZM41 32V31H40ZM45 32V33H46ZM51 32H52V28H51ZM70 32H73V31H70ZM82 32H84V30L82 31ZM115 32H116V30H115ZM120 32V31H119ZM127 32V31H126ZM131 32V31H130ZM143 32V31H142ZM170 32H171V30H170ZM172 32H173V30H172ZM180 32H181V30H180ZM188 32H192V30H190V31H188ZM194 32H196V31H194ZM208 33V31H207V33L208 34H210L211 36H212V33ZM221 32V31H220ZM233 32V31H232ZM253 32H255V31H253ZM11 33V32H10ZM34 33H35V31H34ZM41 33H43V32H41ZM98 34H99V32H97ZM113 33V32H112ZM145 33V34H146ZM159 33H160V31H159ZM161 33H162V31H161ZM185 33H186V36H187V32L186 31H184V35H181L182 34V32L181 33H179V34H176L177 36H173V34L175 35V33L173 32V34L171 33V35H172V37H177L178 39H180L179 38V36L181 35L182 37L183 36H185ZM218 33H219V31H218ZM230 33V32H229ZM233 33H235V32H233ZM239 33V35H241L240 34V32H238ZM244 33V32H243ZM242 33V34H243ZM248 33V32H247ZM252 35H254L255 33H252V32H250ZM249 33V34H250ZM262 33V32H261ZM17 34V33H16ZM20 34V33H19ZM23 34V33H22ZM44 34V33H43ZM48 34V33H47ZM46 34V36H48ZM71 33H69L67 36H69ZM88 34L89 33H87V35L86 36H88ZM101 34V33H100ZM106 34V33H105ZM117 34H120V33H117ZM117 34H115V35H117ZM124 33L122 32V35H123ZM135 34H136V32H135ZM142 34V33H141ZM141 34H139V37H140V35ZM144 34V33H143ZM167 35H168V33H166ZM195 34V33H194ZM222 34V33H221ZM232 34V33H231ZM263 34V37H264V33H262ZM11 35V34H10ZM91 35V34H90ZM89 35V36H90ZM93 35L91 36V37H93ZM102 35H100V36H102ZM111 35H113V34H111ZM115 35H113L114 37V39L116 38L115 37ZM121 34H120V36L122 37V38H120L121 40L122 39H125V40H123V43H122V41L120 42V41H118L119 39H115L118 43L120 42V43H122V44H124V42L125 41H127V39L130 37H127V39L126 38H124L123 36H122ZM134 35V34H133ZM149 35H151V34H149ZM154 35H151V36H154ZM162 35H164V34H162ZM161 35V36H162ZM167 35H165V37L167 36ZM171 35L169 36V37H171ZM190 35V34H189ZM193 35V34H192ZM191 35V36H192ZM206 35V34H205ZM218 35V34H217ZM219 35H220V33H219ZM227 35V34H226ZM226 35H225V37H226ZM233 35H235V34H233ZM233 35H232V37H233ZM245 35H246V33H245ZM7 36V35H6ZM17 36H18V34H17ZM24 36V35H23ZM31 36V35H30ZM29 36V37H30ZM45 36V35H44ZM85 36V35H84ZM88 36V37H89ZM100 36H98V37H100ZM106 36V35H105ZM104 36V37H105ZM110 36V35H109ZM120 36H118V37H120ZM125 37L127 36V35H124ZM144 36H147V35H144ZM151 36H149V37H151ZM180 36V37H181ZM194 36V35H193ZM198 36V35H197ZM204 36V35H203ZM216 36V35H215ZM222 36H223V34H222ZM257 36V35H256ZM10 37V36H9ZM61 37V36H60ZM108 37V36H107ZM138 37V38H139ZM154 37H158V35L157 36H154ZM160 37V36H159ZM159 37H158V40H160L159 39ZM168 37V38H169ZM194 37H196V36H194ZM194 37H191L192 39L191 40H193V38ZM202 37V36H201ZM221 37V36H220ZM231 37V36H230ZM228 38V39H233L232 37L231 38ZM235 37V36H234ZM262 37V36H261ZM262 37V38H263ZM21 38H22V36H21ZM30 38H33L34 39V37H30ZM37 38V37H36ZM36 38H35V41H38V40H36ZM59 38V37H58ZM65 38H67V37H65ZM101 38V37H100ZM110 38H112V36L110 37ZM109 38V39H110ZM131 38V37H130ZM128 39V42H125V45H129V47L131 46V44L133 43H131L129 40H132V38L131 39ZM134 38V37H133ZM137 38V37H136ZM141 38V41H143V40H145V38L143 39L142 38V36L140 37ZM156 38H154V39H156ZM162 38V37H161ZM174 38V39H175ZM175 39V41H177L178 39ZM183 38H188V36L187 37H183ZM182 38V39H183ZM190 38V37H189ZM188 38V39H189ZM196 38H198V37H196ZM195 38V42L197 41V39ZM205 38V37H204ZM219 38V37H218ZM224 38V37H223ZM237 38H239V36L237 35ZM240 38H242V37H240ZM244 38V37H243ZM249 38V37H248ZM254 38H255V36L253 37V39H251V40H253L254 41ZM25 39L27 40V38L25 37ZM69 39V38H68ZM67 39V40H68ZM89 39H91V38H89ZM95 39V38H94ZM102 40V42H103V40H104V42H106V39L107 38H101ZM147 39V38H146ZM200 39V38H199ZM224 39H226V38H224ZM227 39V40H228ZM257 39H260V38H257ZM14 40V39H13ZM24 40V39H23ZM30 40V39H29ZM32 40V39H31ZM43 40H45V39H43ZM108 40V39H107ZM134 40V39H133ZM152 40H153V37H152ZM152 40H150V39H148L147 40V42H149V41H152ZM241 40V39H240ZM251 40L249 41V42H251ZM263 40H264V38H263ZM17 41V40H16ZM66 41V40H65ZM64 41V42H65ZM93 41V40H92ZM95 41H97L96 39H95ZM115 41V42H116ZM138 42L140 41V40H137ZM137 41L135 42V43H133V45L135 44V46H137V45H140L142 42L140 41L139 43H137ZM156 41V45L158 44V42H160V41H158L157 42V39L155 40ZM155 41H152L151 43H153V42H155ZM161 41H163V39L161 40ZM179 41V40H178ZM176 42V44L177 43H179V42ZM207 41V40H206ZM205 41V42H206ZM220 41V43H221V41H223V39L222 40H219ZM228 41H230V40H228ZM231 41H233V40H231ZM261 40H259L258 42H260ZM27 42H29V41H27ZM46 42V41H45ZM53 42V41H52ZM76 42H77V40L74 42L75 44H76ZM83 42V41H82ZM91 42V41H90ZM103 42V43H104ZM108 42H114V41H112V40H108ZM108 42H107V45H108ZM114 42V43H115ZM117 42H116V44H117ZM131 44H130V43ZM144 42V41H143ZM164 42V41H163ZM173 42V41H172ZM181 42V41H180ZM192 42V41H191ZM191 42H189L188 41V43H191ZM194 41H193V44L195 43ZM200 42H201V40H200ZM214 42V41H213ZM224 42V41H223ZM226 42V41H225ZM224 42V43H225ZM246 42V41H245ZM248 42V41H247ZM261 42H263V41H261ZM32 43H34V42H32ZM41 43V42H40ZM39 42L37 43L36 42V44H40ZM42 43H43V41H42ZM41 43V44H42ZM50 43V42H49ZM49 43H48V45H49ZM66 44H67V41L65 42ZM102 43V44H103ZM126 43H129V44H126ZM145 43H146V41L144 42V47H146V48H148L149 46H153V47H155V49L154 50H152V53H153V51L155 52L154 54L155 55H157V54H159V53H157L158 51H159V49H158V51H157V48L160 46L159 44H158V47L156 48V46H154V45H152V44H150L149 45V43L148 44H146L145 45ZM166 43V42H165ZM168 43V42H167ZM182 43V42H181ZM187 42H185L184 41V47H185V44H186ZM188 43L186 44V45H188ZM199 43V42H198ZM208 43V42H207ZM212 43V42H211ZM219 43V45H223V44H220ZM227 43V42H226ZM232 43V42H231ZM240 43V42H239ZM243 43V42H242ZM252 43V42H251ZM251 43H249V46L250 45H253L254 43H257V41L255 40L254 41V43L253 44H251ZM40 44V45H41ZM47 44V43H46ZM51 44V43H50ZM64 44V43H63ZM105 44V43H104ZM103 44V45H104ZM121 44V49H122V47H123V45ZM137 44V45H136ZM161 44V43H160ZM164 44V43H163ZM170 44H172V45H176L175 44V42H174V44L173 43H171L170 42ZM170 44H169V46H170ZM195 44H197V42L195 43ZM194 44V45H195ZM200 44V43H199ZM233 44H235V43H233ZM238 43H236V45H237ZM241 44V43H240ZM247 44V43H246ZM18 45V44H17ZM81 45V44H80ZM113 45V44H112ZM111 44H109V46H112ZM115 45V44H114ZM119 44H117V46H118ZM125 45H124V48L126 49V47H125ZM149 45V46H148ZM162 45V44H161ZM167 44H165V46H166ZM171 45V46H172ZM179 45H181V44H177L176 45V48H177V46H179ZM182 45V46H183ZM203 45H204V47H205V44H201V46L203 47ZM207 45V44H206ZM217 45H218V42H217ZM228 45H229V42H228ZM228 45H226L225 44V47L227 46L228 47ZM236 45H234V46H236ZM263 45V44H262ZM261 44H259V46H262ZM37 46V45H36ZM42 46H44V45H42ZM53 46V44L51 45V47ZM76 46H77V44H76ZM102 46V45H101ZM100 46V47H101ZM109 46H107L108 48H109ZM141 46V45H140ZM139 46V47H140ZM164 46V47H165ZM168 45H167V48L169 47ZM170 46V50H174L175 49V47L172 49V47ZM181 46V47H182ZM196 47H195V51L196 50H198V48H197V46L199 47V45H195ZM208 46V45H207ZM212 46V45H211ZM214 46V45H213ZM224 46V45H223ZM230 46H232V45H230ZM234 46H232V47H234ZM55 47V46H54ZM54 47H52L53 49H56V48H54ZM64 47H66V46H63L62 45V47L61 48H64ZM73 47V46H72ZM81 47V46H80ZM116 47V45L115 46H113L112 48H111V51H112V49L113 48H115ZM129 47H128V49H129ZM131 47H133V46H131ZM130 47V48H131ZM153 47H151V48H153ZM183 47V48H184ZM188 47V46H187ZM189 47L190 48H193L192 46H190V44H189ZM215 47V46H214ZM227 47H226V49H227ZM238 47V46H237ZM241 47V46H240ZM240 47H238V48H240ZM246 47H248V46H246ZM245 47V48H246ZM250 47H252V46H250ZM249 47V48H250ZM253 47H255V46H253ZM10 48V47H9ZM30 48V47H29ZM38 48V47H37ZM40 48V47H39ZM38 48V49H39ZM42 48V47H41ZM45 48V49H44ZM46 48H48V47H43V49H44V51L46 50ZM50 48V47H49ZM52 48H50V49H52ZM74 48H76L75 46H74ZM82 48V47H81ZM81 48H80V50H81ZM90 48V47H89ZM105 48V47H104ZM108 48H106V50L108 49ZM118 48V47H117ZM140 48H143V47H140ZM145 48V50H148V49H146ZM213 48V47H212ZM216 48V47H215ZM218 48V47H217ZM229 48V47H228ZM231 48V47H230ZM77 49V48H76ZM128 49H126L127 51H128ZM135 49H138V48H135ZM169 49H167V50H169ZM182 49V48H181ZM185 49H188V48H186L185 47ZM205 49V48H204ZM203 49V50H204ZM206 49H208V48H206ZM221 49V48H220ZM223 49V48H222ZM233 49V48H232ZM237 49V48H236ZM242 49H244V47L242 48ZM247 49V48H246ZM246 49H244L245 51H247ZM257 49H260V48H257ZM256 49V51H255V53H257L258 52V50ZM263 51H264V49L263 48H261ZM31 50V49H30ZM56 50H58V49H56ZM64 50V49H63ZM101 51H102V49H100ZM99 50V51H100ZM105 50V51H106ZM114 51L116 50V49H113ZM126 50L125 51H123L124 53L123 54H126ZM144 49H143V51H145ZM161 50H163L164 51V54H165V51H166V54H168L167 53V50H166V48H165V50H164V48L162 49H160V51ZM181 51L180 50V47L177 49V51ZM189 50V49H188ZM209 50V49H208ZM207 50V51H208ZM211 50H213V49H211ZM217 50V49H216ZM240 50H241V48H240ZM243 50V51H244ZM251 50H253V49H251ZM255 50V49H254ZM253 50V51H254ZM38 51V50H37ZM52 51V50H51ZM59 51V50H58ZM58 51H56V52H58ZM62 51V50H61ZM72 51H75V50H72ZM108 51V50H107ZM110 51V49H109V52H111ZM113 51V52H114ZM138 51V50H137ZM151 51V50H150ZM162 51V52H163ZM178 51V52H179ZM187 51V50H186ZM186 51H184V49H183V54H184V52L186 53ZM192 51V50H191ZM194 50H193V54H194V52H195ZM206 51V52H207ZM215 51V50H214ZM213 51V52H214ZM232 51V50H231ZM252 51V52H253ZM263 51H261V52H263ZM39 52H40V50H39ZM55 52V53H56ZM64 52V51H63ZM79 52L80 51H78V53L77 54H79ZM85 52V51H84ZM93 52V51H92ZM109 52H107V54H105V56H109ZM113 52L111 53L112 55H113ZM115 52H117V50L115 51ZM118 52H119V49H118ZM149 52V51H148ZM161 52V54H163ZM169 52V54L171 53L170 51H168ZM221 52V51H220ZM249 52V51H248ZM247 52V53H248ZM251 52V51H250ZM249 52V53H250ZM60 53H62V52H60ZM59 53V54H60ZM66 53V52H65ZM86 53H89V49H88V52H86ZM106 53V52H105ZM140 53V52H139ZM144 53V52H143ZM150 53V52H149ZM157 53V54H156ZM174 53H176L175 52V50H174ZM181 53H182V51H181ZM191 53V52H190ZM196 53V52H195ZM208 53H209V51H208ZM211 54H212V52H210ZM216 53V52H215ZM219 53V52H218ZM229 53V52H228ZM231 53V52H230ZM236 53V52H235ZM246 53V52H245ZM258 53H260V50H259V52ZM264 53V52H263ZM48 54V53H47ZM63 54V53H62ZM61 54V55H62ZM94 54V53H93ZM92 54V55H93ZM110 54V55H111ZM122 54V52H121V56L123 55ZM135 55L137 54V53H134ZM141 54V53H140ZM179 54V53H178ZM187 55L186 56H188V53H186ZM202 54H204V52H202V50H201V53H200V55H202ZM210 54V55H211ZM227 54V53H226ZM225 54V55H226ZM252 54H254V53H252ZM20 55V54H19ZM51 55V54H50ZM60 55V56H61ZM99 55H101V52L99 53ZM112 55L110 56V57H112ZM120 55V54H119ZM135 55H133V56H135ZM145 55V54H144ZM151 55V54H150ZM179 55H181V54H179ZM179 55H174V56H179ZM196 55H197V57L198 56H200V55H198L197 53H196ZM204 55H206V54H204ZM217 55V54H216ZM220 55V54H219ZM218 55V56H219ZM235 55V54H234ZM238 55H240V54H238ZM241 55H243V54H241ZM257 55V54H256ZM256 55H254V58H253V56L251 55V56H249V57H252L251 59L253 60H256L255 59V56ZM55 56V55H54ZM60 56L58 55V57L60 58ZM67 56V55H66ZM115 56H117V53H115ZM125 56V55H124ZM126 56H127V54H126ZM129 56V55H128ZM132 56V57H133ZM138 56V55H137ZM162 56H164V55H162ZM168 56V55H167ZM171 56V55H170ZM173 56V55H172ZM184 56H185V54H184ZM208 56V55H207ZM220 56H224V54L222 55V53H221V55ZM227 56V55H226ZM224 57V58H227V57ZM232 56V55H231ZM248 56V55H247ZM262 56H263V54H262ZM36 57V56H35ZM43 57H45L44 55H43ZM57 57V56H56ZM132 57H131V59H132ZM138 57H140V56H138ZM149 57H152V56H149ZM156 57V56H155ZM159 57V56H158ZM169 57V56H168ZM182 57V56H181ZM189 57V56H188ZM187 57V60L186 61H188V58ZM193 57V56H192ZM192 57H190V58H192ZM216 57V56H215ZM229 57V56H228ZM241 57V56H240ZM68 57H66V59H67ZM70 58V57H69ZM76 58V57H75ZM91 58V57H90ZM99 58V57H98ZM114 58V57H113ZM113 58H112V60H113ZM116 58V57H115ZM122 58H124V57H122ZM143 59H145L146 60V58H144V57H142ZM160 58V57H159ZM164 58H165V60H166V56H164ZM172 58V57H171ZM175 58V57H174ZM173 58V59H174ZM200 58V61H201V58H202V56L201 57H199ZM205 58V57H204ZM207 58V57H206ZM208 58H209V56H208ZM220 58V57H219ZM223 58V57H222ZM231 58V60L234 58L235 59V57H230ZM242 59H244L243 57H241ZM248 57H246L245 56V59H247ZM259 58V57H258ZM72 59V58H71ZM74 59V58H73ZM105 59V58H104ZM108 59V58H107ZM106 59V60H107ZM120 59V58H119ZM128 59H129V57H128ZM127 59V60H128ZM136 59H137V61H136ZM136 59H135V63H137V62H140V61H138L139 60V58H137L136 57ZM148 59H150V58H148ZM155 59H157V58H154L153 59V61H155ZM170 59V58H169ZM180 59H182V58H178L177 59V57H176V60H179L180 61ZM210 59V58H209ZM212 59V58H211ZM239 59V58H238ZM29 60V59H28ZM67 60H69V59H67ZM93 60V59H92ZM98 60V59H97ZM106 60L104 61V63L103 64H105V62H106ZM109 60L110 59H108L107 61L109 62ZM117 60V59H116ZM121 60V59H120ZM126 60V61H127ZM141 60V59H140ZM172 60V59H171ZM176 60H174V62L176 61ZM183 60V59H182ZM181 60V61H182ZM184 60H185V58H184ZM195 60V59H194ZM193 60V61H194ZM214 60V59H213ZM217 60V59H216ZM249 60V59H248ZM260 60H261V57H260ZM262 60H263V58H262ZM65 61V60H64ZM74 61V60H73ZM76 61V60H75ZM90 61H91V59H90ZM115 61V60H114ZM125 61V62H126ZM134 61V60H133ZM147 61V60H146ZM157 61V60H156ZM161 61H162V58H161ZM168 61H170V60H168ZM178 61V62H179ZM180 61V62H181ZM196 61H197V59H196ZM218 61V60H217ZM224 60H219V62H221V64H223L222 62H223ZM226 61H228V59L226 60ZM243 61V60H242ZM256 61H258V60H256ZM61 62H62V60H61ZM67 62H69V61H67ZM77 62H79V61H77ZM102 62V61H101ZM101 62H99V63H101ZM112 61H110V66H111V64H114L113 62L111 63ZM117 62H119V61H117ZM145 62V61H144ZM163 62V61H162ZM174 62H172V67H173V63ZM179 62V63H180ZM197 62H199V61H197ZM196 62V63H197ZM207 62V61H206ZM210 62H212V61H210ZM215 62V61H214ZM214 62H212L211 64H212V68L211 69H215V67H213V66H215V64L213 65V63ZM237 62V64H239L238 62H240V63H242L241 61H236ZM236 62L234 61V63L236 64ZM252 62V61H251ZM260 62V61H259ZM262 62V61H261ZM53 63H54V60H53ZM120 63V62H119ZM132 63V62H131ZM130 63V64H131ZM147 63H149V62H147ZM150 63H151V61H150ZM149 63V64H150ZM155 63V62H154ZM177 63V62H176ZM182 63V62H181ZM184 63H186L185 61H184ZM195 63V64H196ZM200 63V62H199ZM209 63V62H208ZM253 63V62H252ZM251 63V64H252ZM68 64V63H67ZM73 64H74V62H73ZM134 64V62L131 64L133 67H136V68H138L139 67V64L137 63L136 64V66H134L133 65ZM143 64V63H142ZM149 64H147L146 66L143 64V66H145L146 67V69L145 70H147L148 68L150 69V68H152V66H150ZM158 64H160V61H159V63ZM157 64V65H158ZM163 64H165V63H163ZM168 64H169V62H168ZM175 64V63H174ZM183 64V63H182ZM189 64V63H188ZM220 63H218V65H219ZM225 64H226V62H225ZM245 64H247V66H248V64L249 63H245ZM255 64V63H254ZM254 64H252L253 66H250V67H256ZM62 65V64H61ZM60 65V66H61ZM71 65V64H70ZM99 65H102V64H99ZM107 65H108V63H107ZM115 65V64H114ZM114 65H112V66H114ZM117 65V64H116ZM115 65V66H116ZM119 65V64H118ZM157 65H153V66H157ZM185 65L187 66V64H184L183 66L185 67ZM203 65H204V62H203ZM208 65V64H207ZM210 65V64H209ZM208 65V67H210ZM217 65V66H218ZM230 65H233V63L232 62H230ZM243 65H244V63H243ZM264 65V64H263ZM77 66V65H76ZM109 66V67H110ZM115 66L113 67V68H115ZM130 66V65H129ZM128 67V68H130V70H131V68H132V70L133 69H135V68H133V67ZM138 66V67H137ZM142 65H141V67L142 68H145V67H143ZM178 65H176L175 64V67H177ZM182 67L183 68V66L182 65H179L178 67ZM222 66V70H223V68H224V65H221ZM246 66V65H245ZM244 66V67H245ZM124 67H126V66H124ZM124 67L122 68L123 70H124ZM163 66H161V68H162ZM164 67H165V65H164ZM168 67H170V66H168ZM171 67V68H172ZM180 67V68H181ZM188 67H192L191 66V64H190V66H188ZM194 67V66H193ZM227 67V66H226ZM241 67H243V66H241ZM249 67V66H248ZM247 67V68H248ZM258 67V66H257ZM256 67V68H257ZM264 67V66H263ZM17 68H18V70H17ZM64 68V67H63ZM68 68V67H67ZM66 68V69H67ZM99 68H101V66H99ZM104 68V67H103ZM110 68H112V67H110ZM109 68V69H110ZM128 68H126V69H128ZM142 68H140V69H142ZM160 68V67H159ZM186 68V67H185ZM197 68V67H196ZM218 68V67H217ZM233 68H235L234 66H233ZM232 68V69H233ZM259 68V67H258ZM262 68V67H261ZM59 69H62V68H59ZM108 69V68H107ZM108 69V70H109ZM154 69H155V67H154ZM158 69V68H157ZM167 69V68H166ZM219 69V68H218ZM217 69V70H218ZM221 69H219V70H221ZM238 69V68H237ZM236 69V71H231V73L232 72H237L238 70H240V69H238L237 70ZM249 69H251V68H249ZM260 69V68H259ZM64 70V69H63ZM75 70V69H74ZM82 70V69H81ZM85 70V69H84ZM107 70V71H108ZM111 71H109L110 73L112 72V69H110ZM131 70V71H132ZM143 70V69H142ZM142 70H141V72H136V74H138V73H142ZM144 70V71H145ZM152 70V69H151ZM173 70H174V68H173ZM170 70V71H172V72H175L176 70ZM190 70H193V69H190ZM195 70V69H194ZM199 70V69H198ZM203 70V69H202ZM201 69L199 70V72L198 73H201V71H202ZM205 70V69H204ZM209 69H207L206 68V71H208ZM216 70V71H217ZM227 69H225V73L227 72L226 71ZM234 70V69H233ZM242 70V69H241ZM253 71H254V68L252 69ZM258 70V69H257ZM262 70V69H261ZM261 70H259V71H261ZM99 71V70H98ZM107 71H105V69H104V71L103 72H107ZM127 71V70H126ZM125 71V72H126ZM135 71H137V70H135ZM140 71V70H139ZM148 71V70H147ZM155 71V70H154ZM161 71V70H160ZM182 71V70H181ZM188 71V70H187ZM247 71V70H246ZM251 71V70H250ZM264 70H262V72H263ZM84 72V71H83ZM82 72V73H83ZM87 72V71H86ZM86 72H84V73H86ZM109 72H107V73H109ZM115 72H117V70L115 71ZM122 72V71H121ZM146 72V71H145ZM163 72H164V70H163ZM166 72V71H165ZM177 72V71H176ZM178 72H180V71H178ZM193 72V71H192ZM195 72H197L196 70H195ZM229 72V71H228ZM227 72V73H228ZM252 72V71H251ZM255 72V71H254ZM60 73V72H59ZM106 73V74H107ZM109 73V74H110ZM123 74H124V72H122ZM133 73V75L135 74L134 72H132ZM156 73V72H155ZM160 73V72H159ZM190 73H191V71H190ZM209 73H211V71H209ZM215 73V74H214ZM214 76L216 75V78H218V80H220L219 82L221 83V79H220V75H221V73H222V71L221 72H219L218 73V71H217V74H216V72L214 71ZM225 73L223 74V78H225ZM226 73V74H227ZM231 73H229V75H231L232 76V74ZM238 73V72H237ZM239 73H241V71L239 72ZM246 73V72H245ZM248 73V72H247ZM250 73V72H249ZM258 73V72H257ZM91 74V73H90ZM105 74V73H104ZM105 74V75H106ZM109 74L107 75V76H109ZM120 74V73H119ZM123 74H121L122 76H123ZM139 74V75H140ZM158 74V73H157ZM160 74H162V73H160ZM193 74V73H192ZM196 74V73H195ZM195 74H194V76H195ZM203 74H205V72L203 71ZM207 75L206 76H211V75H213L212 73L211 74H208V73H206ZM219 74V75H218ZM235 73H233V75H234ZM252 74H253V72H252ZM261 74V77H262V73H260ZM87 75V74H86ZM89 75V74H88ZM88 75H87V78H88ZM120 75V76H121ZM152 76L154 75V73L153 74H151ZM168 75V74H167ZM189 75V74H188ZM187 75V76H188ZM197 75V74H196ZM198 75H200V74H198ZM197 75V76H198ZM218 75V76H217ZM236 75V74H235ZM251 75V74H250ZM249 75V76H250ZM93 76H94V73H93ZM92 76V77H93ZM125 76V75H124ZM158 76H160V75H158ZM158 76H156V74H155V78H157ZM190 76V75H189ZM193 75H191V77H192ZM197 76H195V78L197 77ZM214 76H212V77H214ZM0 77H3L4 79H7V80H9V81H11V82H15L16 81V84H20L21 85V87L23 86V84H25L24 86L26 87V85H27V87L29 86V84H37L39 87H41V88H46V90H47V88L49 87V88H51L52 89V84L49 82V80L46 78V77H44V76H42V75H40V74H38L35 70H33V69H30V70H24V69H21V68H19L18 67V65H13V63L9 60V59H6V60H0ZM37 77V78H36ZM84 77V76H83ZM91 77V76H90ZM201 77H202V74H201ZM207 77V78H208ZM211 77V78H212ZM230 76H226V79L227 78H229ZM242 77V76H241ZM261 77H260V82H262V81H264V79L263 80H261ZM264 77V76H263ZM262 77V78H263ZM128 77L126 76V79H127ZM154 78V77H153ZM188 78V77H187ZM186 78V75H185V79H187ZM194 78V77H193ZM200 78V77H199ZM199 78H196V80L195 79H193V80H195L196 82H198L197 80L199 79ZM205 78V77H204ZM203 78V79H204ZM233 78H234V76L232 77V82H233ZM238 78L241 80V78L238 76ZM243 78V77H242ZM72 79V78H71ZM89 79V78H88ZM162 79V78H161ZM160 79V80H161ZM182 79V78H181ZM191 80L192 81V78H188L187 80ZM206 79V78H205ZM213 79V78H212ZM235 79V78H234ZM93 80V79H92ZM101 80V79H100ZM123 84H124V82H125V78L123 77ZM135 80H137V79H135ZM154 80V79H153ZM160 80H158L157 81V84H158V82L160 81ZM189 80V81H190ZM215 80H217V79H214V81ZM217 80V81H218ZM225 80V79H224ZM229 80V79H228ZM228 80H226V81H228ZM246 80V82H248L249 81V79L247 80V79H245ZM254 80V79H253ZM256 80V79H255ZM258 80V79H257ZM8 81V82H9ZM98 81H99V79H98ZM121 81V80H120ZM186 81V80H185ZM201 80H199V83H198V85L202 82L203 83V81H201ZM205 81V80H204ZM236 81H237V79H236ZM244 80H242V82H243ZM93 82V81H92ZM97 82V81H96ZM100 82V81H99ZM103 82V81H102ZM110 82V81H109ZM118 82H119V78H118ZM122 82V81H121ZM121 82H119V83H121ZM154 82H156V81H154ZM208 82V81H207ZM216 82V81H215ZM214 82V83H215ZM219 82L217 83H215L216 85H218L219 84ZM223 82V81H222ZM231 81H229V83L231 84V86H230V88L232 87V86H234V84L232 83ZM251 82V81H250ZM258 82H259V80H258ZM95 83V82H94ZM101 83V82H100ZM185 83H187V82H185ZM192 83V82H191ZM211 83V82H210ZM226 83H228V82H226ZM225 83V84H226ZM244 83V82H243ZM255 83V85H256V82H254ZM13 84V83H12ZM97 84V83H96ZM128 84V83H127ZM137 84V83H136ZM154 84V83H153ZM153 84H150L151 86L153 85ZM156 84V85H157ZM192 84H194V82L192 83ZM209 84V82L208 83H206V86ZM229 84V85H230ZM233 84V85H232ZM240 84V82L238 83V85ZM245 84H249V83H245ZM260 84H262V83H260ZM259 84V85H260ZM95 85V84H94ZM93 85V86H94ZM149 85V84H148ZM149 85V86H150ZM205 84L203 83V86H204ZM222 85V83L220 84V86ZM238 85H236L235 84V86H237V88H239L238 87ZM254 85V86H255ZM264 85V84H263ZM137 86H139V85H137ZM150 86V87H151ZM182 86V85H181ZM193 86L194 85H192V88H193ZM205 86V87H206ZM215 86V85H214ZM214 86H211L210 88V90H213L214 91ZM262 86V85H261ZM259 87V86H257V87H259V89L260 90H262V92H263V86L262 87ZM25 87H23V88H25ZM31 87H33V85L32 86H30L29 88H31ZM79 87H81V86H79ZM95 87V86H94ZM108 87V86H107ZM106 87V88H107ZM154 87H155V85H154ZM154 87H152V88H154ZM189 87H190V84H189ZM242 87V86H241ZM256 87V86H255ZM33 88H35V86L33 87ZM60 88V87H59ZM95 88H97V87H95ZM145 88H146V86H145ZM198 88V87H197ZM214 88V89H213ZM217 88H219V90H224L223 88L221 89L220 87H219V85L217 86ZM252 88H254L253 86H252ZM262 88V89H261ZM27 89V88H26ZM32 89V88H31ZM80 89V88H79ZM140 89V88H139ZM139 89H137V90H139ZM208 90H209V88H207ZM255 89V88H254ZM258 89V88H257ZM256 89V90H257ZM258 89V90H259ZM37 90V89H36ZM56 90V89H55ZM59 90V89H58ZM147 90V89H146ZM148 90H150V89H148ZM191 91H192V89H190ZM209 90V91H210ZM219 90H217V89H215V91H217L218 93H219ZM233 90V89H232ZM232 90H229V92L230 91H232ZM240 90H241V88H240ZM255 90V91H256ZM256 91V94H257V92H259V91ZM41 91V90H40ZM49 91V90H48ZM144 91V90H143ZM142 91V92H143ZM152 91V90H151ZM154 91V90H153ZM152 91V92H153ZM167 91V90H166ZM169 91H171V90H169ZM193 91H194V88H193ZM213 91H211V92H213ZM38 92V91H37ZM73 92H74V90H73ZM228 93V91H226L225 90V93ZM249 92V91H248ZM250 92H252V91H250ZM249 92V93H250ZM51 93V92H50ZM78 93V92H77ZM145 93V92H144ZM144 93H143V95H144ZM155 93H156V91H155ZM164 93V92H163ZM181 93H183L182 91H181ZM192 93V92H191ZM210 93V92H209ZM214 93H216V92H214ZM218 93H216V94H218ZM221 93H223V91L221 92ZM232 92H230V94H231ZM248 93V94H249ZM260 93L261 92H259V95H260ZM40 94V93H39ZM74 94V93H73ZM111 94V93H110ZM150 94H151V92H150ZM150 94H149V96H150ZM239 94H241V93H239ZM244 94V93H243ZM242 94V95H243ZM247 94V95H248ZM251 94V93H250ZM249 94V95H250ZM253 94V93H252ZM255 94V95H256ZM48 95V94H47ZM160 95H162V93L160 94ZM163 95H165V94H163ZM210 95H211V93H210ZM258 95V94H257ZM257 95L255 96L256 98H257ZM259 95H258V98H259ZM58 96V95H57ZM62 95H60V97H61ZM77 96H79V94H77ZM146 96H148V95H145V96H143V98L144 97H146ZM151 96H153V93H152V95ZM184 96V95H183ZM183 96H182V98H183ZM229 96V95H228ZM232 96V95H231ZM231 96H229V98L231 97ZM235 96H236V93H235ZM235 96H232L233 98L235 97ZM46 97H49V95L48 96H46ZM50 97H52V95L50 96ZM60 97H59V99H60ZM163 97V96H162ZM185 97V96H184ZM190 97H192L191 95H190ZM231 97V98H232ZM240 97V96H239ZM242 97V96H241ZM240 97V98H241ZM250 96H248V98H249ZM263 97V96H262ZM261 97V98H262ZM54 98V97H53ZM58 98V97H57ZM63 99H64V97H62ZM79 98V97H78ZM148 98V97H147ZM232 98V99H233ZM247 98V97H246ZM247 98V99H248ZM56 99V98H55ZM63 99H61V100H63ZM115 99V98H114ZM113 99V100H114ZM118 99V98H117ZM145 99V98H144ZM185 99V98H184ZM186 99H187V97H186ZM239 99V98H238ZM242 100L244 99V100H246V101H248L247 99H245V96H243V98H241ZM251 99H253V95H252V97H251ZM61 100H60V102H61ZM146 101H147V99H145ZM149 100V99H148ZM158 100L159 99H157V103H156V105L158 104V103H160L161 101V112H162V115L164 116V117H166V118H173L174 117V114H173V109H174V107H176V104H177V101L178 100H161L160 99V102H158ZM234 100H235V98H234ZM259 100H261V99H259ZM258 100V101H259ZM69 101V100H68ZM71 101H78L81 105L83 104V106L84 105H87L89 108H87V109H89L90 111H92V113L93 114H91L90 116H92L93 115V117H94V115L95 116H97L98 118H100V120L99 119H95V117H94V119L98 122V120L100 121V122H102V121H106L105 123H110V122H113V123H115L116 121H117V119H116V117H114L113 115H112V113H110V112H108V111H105V110H103V109H101L100 107H98L96 104H94L93 102H90V101H88V100H71ZM116 101V100H115ZM126 101V100H125ZM124 101V102H125ZM153 100H151V102H152ZM189 101H190V99H189ZM230 101H231V99H230ZM233 101V100H232ZM232 101H231V103H232ZM239 102H242V104H243V101H240V99L238 100ZM262 101V105L264 106V100H261ZM65 102V101H64ZM67 102V101H66ZM148 102V101H147ZM251 102V101H250ZM250 102H249V104H250ZM70 103V102H69ZM247 102H245L244 104H246ZM75 104V103H74ZM217 104V101L216 100H214L213 98H210V100H201V101H199L198 100V103L196 104V109H198V110H202L203 111V113H204V115H208V114H211V115H214V117H215V119L218 117V114H214L215 113V109H214V106ZM71 105H73V104H71ZM76 105V104H75ZM155 105V104H154ZM159 105V104H158ZM157 105V106H158ZM188 105V104H187ZM231 105H233V104H231ZM252 105V104H251ZM156 106V107H157ZM242 105H240V103H239V107H241ZM245 106H250V105H248V104H246ZM69 107V106H68ZM75 107V106H74ZM77 107V106H76ZM75 107V108H76ZM190 107V106H189ZM251 107V106H250ZM249 107V108H250ZM79 107H77L76 109H78ZM242 108V107H241ZM261 108V107H260ZM139 109V108H138ZM252 109H253V107H252ZM264 109V108H263ZM262 109V110H263ZM82 109H80L79 111H81ZM249 110V109H248ZM261 110V111H262ZM90 111H88V113L90 112ZM246 111V110H245ZM264 111V110H263ZM69 112V111H68ZM84 112V111H83ZM71 113V112H70ZM75 113H77V111L75 112ZM79 113V112H78ZM87 113V112H86ZM217 113V112H216ZM247 113V112H246ZM0 114L1 115H3V116H5V117H7V118H9V119H12V120H14V121H16V122H19V123H21V124H24V125H26V126H28V127H31V128H33V129H35L36 131H38V132H41V133H43V134H46V135H49V136H51L52 138H55L56 140H59V141H61V142H63V143H65V144H67V145H70V146H72V147H74V148H76V149H78V150H80V151H82V152H84V153H87V154H89V155H91V156H93L94 158H96V159H98V160H100V161H102V162H104V163H106L107 165H109V166H111V167H113V168H115V169H117V170H119V171H121V172H123V173H125V174H127V175H129V176H131V177H133V178H135V179H137V180H139V181H141V182H143V183H145V184H147V185H149V186H151V187H153V188H155V189H157L158 191H161V192H164V193H166V194H168V195H170V196H172V197H174V198H177V199H179V200H181V201H184V202H186V203H188V204H191V205H193V206H195V207H198V208H200V209H202V210H205V211H207V212H210V213H212V214H214V215H216V216H219V217H221V218H223V219H226V220H228V221H230V222H233V223H235V224H238L239 226H241V227H244V228H246V229H248V230H251V231H253V232H255V233H257V234H259L260 236H262V237H264V223H262V222H260L259 220H257V219H255V218H251V217H248V216H246L243 212H240L239 210H237V209H235V208H230V207H228V206H226L223 202H220L219 200H216L215 198H210V197H208V196H206L205 194H203L202 192L201 193H199V191L198 192H195V190H192L191 188H187V187H185V186H183V185H181L180 183H177V182H175V181H173L171 178H166L165 176H162L161 174H158V173H155V171H154V169L152 170L151 169V167H149L150 165L148 164V160H147V163H145L146 165H148V166H146V165H143V164H139V163H137L134 159H129V158H127V157H125V156H123V155H121V154H119V153H116L115 151H113L112 149H109L108 147H106V146H104V145H102L101 143H99V142H95V141H90V140H88V138H86L85 136L86 135H82V134H79V133H77V132H75V131H73V130H70V129H68V128H66V127H64V126H61V125H59V124H57V123H55V122H53L52 120H49V119H46V118H44V117H41V116H39V115H37V114H34V113H32V112H30V111H28V110H26L25 108H23V107H20L19 105H16V104H14L13 102H11V101H9V100H4V99H0ZM84 114V113H83ZM90 114V113H89ZM88 115V114H87ZM263 115H264V113H263ZM78 116V115H77ZM201 116V115H200ZM203 116V115H202ZM152 118H154L153 116H151ZM204 117V116H203ZM226 117V116H225ZM225 119V118H224ZM226 119L228 120L229 119V122L227 123V130H226V138L225 139H229V140H234V141H236V142H238V146H239V149H238V151H234V150H232L230 147H228L224 142L222 143V144H219V143H214V144H210L209 142H206V141H202V140H190V142L189 143H187V141H185V142H183L182 143V141H181V147H182V149H183V151L184 152H191V153H194V154H198V155H200L203 159H208V161L210 162V163H212V164H214V165H216V166H218L221 170H223L224 171V173L225 174H227V175H230L231 177H238V178H240V179H243V180H246V181H248L249 183H252V184H254V183H256V184H260L261 186H264V127L261 129V130H259V131H254V133H253V136L251 137V139H252V141L250 142V141H247V139H245V132H244V130L243 129H240L239 127H238V123H236L235 122V120H238L239 119V117L238 116H236L235 118H232V119H230V116H227L226 117ZM225 119V120H226ZM118 120H120V119H118ZM223 120V119H222ZM264 120V119H263ZM123 122H121V124H120V126L122 127V128H124V129H121L120 131L121 132H123V130H125V129H130V134H131V128H130V126L124 121V120H122ZM185 121V120H184ZM99 122V123H100ZM119 122V121H118ZM153 122V121H152ZM202 122V121H201ZM186 123V122H185ZM184 123V125H186ZM100 124H102V123H100ZM105 125H107V124H104V127H106ZM109 125V124H108ZM107 125V127H109ZM114 126V125H113ZM120 126H119V129H120ZM129 126V127H128ZM110 127H112L111 125H110ZM165 127V129H169V128H166L167 126H164ZM117 128V127H116ZM161 128H163V126H161ZM185 128V127H184ZM190 128V127H189ZM109 129V128H108ZM111 129V128H110ZM114 129H115V127H114ZM118 129V128H117ZM188 130V129H187ZM111 131V130H110ZM115 131V130H114ZM126 131V130H125ZM165 131V130H164ZM170 131H172V130H170ZM229 131V132H228ZM118 132V131H117ZM119 133V132H118ZM134 133V132H133ZM183 133V132H182ZM85 134V133H84ZM121 134V133H120ZM128 134V135H127ZM105 135V134H104ZM123 135V134H122ZM125 136H129V133L128 132H126V134H124ZM137 135V134H136ZM140 136H142V135H140ZM143 137V136H142ZM148 137V136H147ZM149 137H151L152 138V141L155 143V142H160V137L159 136H149ZM129 139H131V138H129ZM134 139L135 138H133V141H134ZM149 139V138H148ZM163 139V138H162ZM167 139V138H166ZM140 140V139H139ZM169 140V139H168ZM167 140V141H168ZM136 141V140H135ZM146 141V140H145ZM169 141H171V140H169ZM137 142H139L138 140H137ZM143 143H147V142H143ZM151 144V143H150ZM153 145H155V144H153ZM165 146V145H164ZM220 146H222L223 148H222V151L227 155H224V154H221V153H217V154H212L211 152L213 151V150H215V149H218V147H220ZM152 148V147H151ZM159 154V153H158ZM187 154V153H186ZM189 155V154H188ZM127 156V155H126ZM228 156H230V157H228ZM130 157V156H129ZM140 159V158H139ZM233 159H237V160H241V161H243V165H241V164H238V163H235V162H233L232 160ZM141 160V159H140ZM139 160V162H141ZM146 160H145V162H146ZM257 160V161H256ZM134 161V162H133ZM144 161V160H143ZM144 163V162H143ZM151 163V162H150ZM173 163V162H172ZM171 163V164H172ZM177 163V162H176ZM174 164V163H173ZM177 165V164H176ZM244 169H246V170H248L249 171V175H248V173H247V171L246 170H244ZM171 170V169H170ZM172 171V170H171ZM252 176H251V175ZM253 175H254V177H253Z\"/></svg>","mask_w":264,"mask_h":264},{"label":"snow or ice","instance_id":"snow-or-ice-1","mask_svg":"<svg viewBox=\"0 0 264 264\" xmlns=\"http://www.w3.org/2000/svg\"><path fill=\"white\" fill-rule=\"evenodd\" d=\"M8 143H11L14 148L19 149L20 151L18 154H24L25 152H28V154H32L30 149H25L24 145L16 143V141H9Z\"/></svg>","mask_w":264,"mask_h":264}]
</instances>
